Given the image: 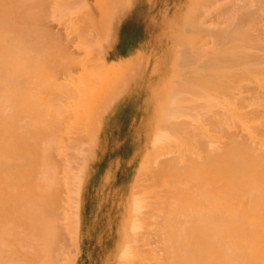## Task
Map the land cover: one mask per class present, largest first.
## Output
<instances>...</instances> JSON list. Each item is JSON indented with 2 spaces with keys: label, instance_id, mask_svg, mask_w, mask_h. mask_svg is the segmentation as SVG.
<instances>
[{
  "label": "bare ground",
  "instance_id": "obj_1",
  "mask_svg": "<svg viewBox=\"0 0 264 264\" xmlns=\"http://www.w3.org/2000/svg\"><path fill=\"white\" fill-rule=\"evenodd\" d=\"M21 1V0H19ZM18 0H13L14 4L19 2ZM36 2L39 1V0H35ZM34 0L32 2V4H30V2H27L28 5H31L30 7L28 6L27 7V3L24 2L26 5H25V8L23 7L24 4H22L21 6L25 9L24 13H22L21 11H17L18 13H20V17L25 14L23 18V21H20V17L19 18H16L18 19L20 22H22V24H24L23 26L25 27L23 28V32H26L24 30H27L28 26L30 25H33L32 27H29V28H34V25L37 26V23L38 21H40L42 18L43 15L46 16V14L43 12L45 11L47 8L50 9L49 5H45L47 6L45 8L44 5H42L41 3L44 4L47 3L45 0H42L37 2V5L36 2ZM49 1V0H48ZM62 1V0H61ZM68 2V0H66ZM72 1V0H71ZM70 1V3H71ZM75 1V0H74ZM73 1V2H74ZM80 1V0H79ZM192 1V0H191ZM204 0H202L203 2ZM210 1V0H209ZM212 1V0H211ZM216 1H220V0H216ZM222 1V0H221ZM230 1V0H229ZM235 1V0H233ZM252 1V0H250ZM10 2L11 0H5V2L3 0H0V3H3L1 4V7L5 9V6L7 7L10 6ZM23 3V1H21ZM20 2V3H21ZM41 2V3H40ZM50 2V1H49ZM54 2H56L54 0ZM54 2L51 1V4H53ZM58 2V1H57ZM76 2H78L76 0ZM200 2V1H199ZM202 2L198 3L199 4H202ZM206 2V0H205ZM213 2V1H212ZM224 2V1H223ZM240 2V1H239ZM245 2V0H244ZM256 2V0H255ZM259 2V1H257ZM257 2H256V6H257ZM12 3V2H11ZM40 3V4H39ZM61 6H62V3L64 5V2H60ZM174 5L175 6V10L171 7L170 8V0H154L153 4L148 7L145 11H144V14L141 15L140 17H144L145 19L148 20V18H150L153 23L155 24V26L158 28H165V27H169L170 30H173L175 31L177 28L180 27V25L183 23V21H178L177 23H174V21L176 20H171V18H176V17H182L181 13H182V10H181V6H182V0H174ZM204 3V2H203ZM208 3V4H207ZM207 5L210 6V2L207 1ZM218 3V2H216ZM221 2H219L220 4ZM237 3V2H236ZM264 3V2H262ZM261 3V4H262ZM13 4V3H12ZM13 4V5H14ZM34 4V5H33ZM50 4V3H48ZM57 3H54L53 5H55ZM68 4V3H67ZM78 4V3H77ZM76 4V5H77ZM192 4V3H191ZM204 4V7L205 5ZM213 4V3H212ZM249 4V3H248ZM248 4L246 7H248ZM16 5V4H15ZM36 5V6H35ZM58 5V4H57ZM56 5V7H58ZM71 5L74 7L73 3H71ZM75 5V6H76ZM196 8L198 7H202L203 5H199ZM222 5V4H221ZM227 5V9L230 8L228 7V4ZM234 5V4H232ZM246 5V4H245ZM244 5V6H245ZM20 4L17 3V7L19 8ZM33 6H34V9H36L35 7H41V9L37 8V12L40 10L42 13L40 14V11L39 13H34L38 15L39 19L37 18V16L33 15V13H31L33 11ZM44 9H43V7ZM60 6V7H61ZM84 6V5H83ZM92 6V5H91ZM214 6V5H213ZM236 6V4L234 5V7ZM243 6V5H242ZM251 6V5H250ZM253 6V5H252ZM264 5H261L260 9L263 7ZM71 7V6H70ZM72 7V8H73ZM80 7V6H79ZM2 8V9H3ZM13 8V7H12ZM15 8V6H14ZM28 8H30L28 10ZM85 8V6H84ZM203 8V7H202ZM226 8V7H225ZM225 8H222L223 11H225L224 9ZM233 8V7H232ZM238 8V6H237ZM254 8V7H253ZM264 8V7H263ZM263 8H262V12H263ZM3 9V12L6 13V11ZM8 10L11 9V8H7ZM6 9V10H7ZM43 9V11H42ZM47 9L45 12L47 13V11L49 10ZM61 9V8H60ZM94 9V8H93ZM92 9V10H93ZM173 9V10H171ZM194 9V8H193ZM200 9V8H198ZM204 9V10H207V12H212V9ZM235 9V8H234ZM233 9V10H234ZM241 9H243V7H241ZM252 9V8H251ZM249 8V10H251ZM20 10V9H19ZM31 10V11H30ZM53 10V9H52ZM62 10H65V9H62ZM60 10V12L63 13V11ZM67 10V9H66ZM65 10V11H66ZM87 10V9H86ZM187 10V9H186ZM189 10V8H188ZM203 10V9H202ZM222 10H219V12L217 13V15L219 16L220 13H222L221 11ZM231 10V8H230ZM239 11V8L237 9ZM243 10H246V9H243ZM255 10V9H254ZM258 10V12H259ZM14 11L16 12V8L14 9ZM26 11H29L26 13ZM35 11V10H34ZM79 11V10H77ZM97 11L100 12V9H97ZM196 13H198L199 11L196 9ZM235 11V10H234ZM233 11V12H234ZM248 11V9L246 10V12ZM12 15H16L18 14L17 12ZM94 13H96V10H93ZM181 12V13H180ZM186 12V11H185ZM232 12V10H231ZM246 12H242L241 14L245 13ZM249 12V11H248ZM258 12L256 14H258ZM261 12V11H260ZM259 12V13H260ZM10 13V12H8ZM30 13V15H29ZM49 13H51V10L49 11ZM69 12H67L68 14ZM89 14L91 12H88ZM143 13V12H142ZM201 12H199L198 14L200 15ZM206 13V12H205ZM1 14V13H0ZM43 14V15H42ZM55 14V13H53ZM52 14V15H53ZM64 14V13H63ZM66 14V13H65ZM66 14V15H67ZM139 14V13H138ZM191 14V13H190ZM207 14V13H206ZM205 14V15H206ZM211 14V13H209ZM215 12L213 13V15L215 16ZM229 16L231 17L232 14L234 15L235 13H232L230 14V11H229ZM227 14V15H228ZM240 14V15H241ZM255 14V16H257ZM264 14V13H263ZM3 15V14H2ZM2 15H0V18L2 17ZM48 15V13H47ZM50 16H52L51 14H49ZM59 16H61L60 14H57ZM57 15H53L52 17H55V18H60V17H56ZM75 15V14H74ZM133 15V14H132ZM204 15V14H203ZM203 16V17H206V16ZM216 15V16H217ZM221 15V14H220ZM224 15V14H223ZM236 15V14H235ZM234 15V16H235ZM8 16V15H7ZM19 16V15H18ZM31 18H29V17ZM63 16V15H62ZM65 16V15H64ZM71 16V14L69 15ZM90 16L92 17L93 14H90ZM120 16V15H119ZM226 18L229 17V16H226L224 15ZM11 14H10V18H11ZM15 16H13L14 18ZM17 17V15H16ZM28 17V18H27ZM76 17V16H75ZM82 17V16H80ZM80 17H77V18H80ZM84 17V16H83ZM94 17V16H93ZM192 17V16H191ZM240 17V16H239ZM239 17H236V21L238 20ZM3 18V17H2ZM1 18V19H2ZM26 18V19H25ZM32 18H35V20H33ZM36 18L38 20H36ZM44 18V16H43ZM48 17H46L45 19H47ZM64 18V17H63ZM66 18V17H65ZM64 18V19H65ZM72 18V17H71ZM88 18V17H87ZM131 19H136L135 16H130ZM200 18H201V15H200ZM209 18H212V17H209ZM208 19L204 18L205 19V22H207ZM221 18V17H220ZM225 18V19H226ZM242 18V17H241ZM264 18V17H263ZM15 19V20H16ZM26 21H30V22H27L25 24V20ZM28 19V20H27ZM74 19V17H73ZM73 19H70V20H73ZM93 19V18H91ZM95 19V18H94ZM183 19V18H182ZM203 19V18H202ZM201 19V20H202ZM203 19V20H204ZM213 19V18H212ZM211 19V20H212ZM216 19V18H215ZM230 19V18H229ZM232 19V18H231ZM230 19V20H231ZM10 20V19H9ZM14 20V21H15ZM36 21V22H33V21ZM48 20H50L48 18ZM69 20L68 18L65 19V21ZM79 20V19H78ZM80 20L83 22L86 20V19H81ZM129 20V18H128ZM138 20V19H137ZM141 20V19H140ZM150 20V21H151ZM207 20V21H206ZM228 20V19H226ZM247 20V19H245ZM2 21H4V19H2ZM13 21V19L11 20ZM43 22V25L42 24H39L41 25L40 27L43 28L45 27L46 24H48L49 21H44V19L42 20ZM74 21V20H73ZM91 21V20H89ZM89 21H86V24L87 22ZM95 20H92L91 22L94 23ZM127 21V20H126ZM168 22L169 26H166V22ZM196 23L197 21L195 20V18L193 17V20L191 23ZM217 21V19H216ZM220 21V20H219ZM234 21V19L232 20ZM235 21V22H236ZM263 21V20H262ZM19 22V23H20ZM46 22V23H45ZM71 22V21H70ZM70 22L68 21V23L70 24ZM119 22V20H118ZM125 22V21H124ZM131 22V21H130ZM136 22V21H135ZM185 22V21H184ZM201 22V21H200ZM209 22V21H208ZM223 23V19H221V21L219 23ZM234 22V25H236ZM256 22H257V18H256ZM261 22V21H260ZM259 22V24H260ZM10 23V22H9ZM14 23H17V26H19V28L16 26V28L20 31L22 30V28L20 27L21 25H18V21L17 22H14ZM29 23V24H28ZM32 23V24H30ZM34 23H37V24H34ZM66 23V22H65ZM75 23H77V21H75ZM74 23V25H75ZM137 23V22H136ZM220 24L223 25V24ZM237 23V22H236ZM249 23V22H248ZM246 24V25H249V24ZM250 23H255L254 21H250ZM13 24V23H12ZM21 24V23H20ZM45 24V25H44ZM59 24V23H58ZM63 24V23H62ZM79 24V23H78ZM84 24V23H83ZM91 24V23H90ZM227 24V22H226ZM231 26H232V22L230 23ZM0 25H3L2 23ZM14 25V24H13ZM71 25V24H70ZM92 25V24H91ZM94 25H96V23H94ZM93 25V26H94ZM118 25V24H117ZM195 25V24H194ZM198 25V24H197ZM203 25V24H202ZM202 25H199V26H202ZM5 26V25H4ZM15 26V25H14ZM13 26V27H14ZM22 26V27H23ZM43 26V27H42ZM48 26V25H47ZM46 26V27H47ZM88 26V24H87ZM86 26V29L89 27ZM91 26V27H93ZM165 26V27H164ZM204 26V25H203ZM227 26V25H226ZM225 26V27H226ZM230 25H228L227 27H229ZM254 25L252 24V26L250 28H252ZM261 26V28H260ZM258 26V29H262V25ZM7 27V26H6ZM5 27V28H6ZM11 27V26H10ZM11 27L12 29H8V31H12V33H14L15 35V32H14V29L16 30V28L14 27ZM39 27V28H40ZM51 27V25H50ZM56 27V25H55ZM73 27V26H72ZM72 27L71 28V34H72ZM80 27L82 28L83 26L80 25ZM79 27V28H80ZM119 27V26H118ZM189 27V26H188ZM194 27V26H193ZM197 27V26H196ZM224 27V25H223ZM224 27V29H225ZM233 27V26H232ZM243 27V26H242ZM3 28V27H2ZM28 28V29H29ZM40 28V29H41ZM69 28V26H68ZM85 28V26H84ZM96 28V27H95ZM122 28V27H121ZM124 28V26H123ZM172 28V29H171ZM207 28V27H206ZM209 28V27H208ZM230 28V27H229ZM246 26H245V30H246ZM257 27H255L254 29H256ZM1 29V28H0ZM38 28L34 29L36 31H34V33L37 35V32L38 33H42V29L41 30H37ZM46 29V28H44ZM43 29V30H44ZM83 29V28H82ZM85 29V30H86ZM90 29V28H89ZM94 29V28H92ZM128 29V28H127ZM166 29V28H165ZM168 29V31H169ZM211 29V27H210ZM214 27L211 29L213 30ZM221 29V28H220ZM224 29H221L222 32ZM3 31L6 32L5 29H2ZM32 29H30L31 31ZM81 30V29H80ZM80 30L77 31V34L78 32L79 33H83L84 35H81L82 37L84 36L85 38V34L87 35V33L89 32H83L84 30H82V32H80ZM88 30V29H87ZM96 30V29H95ZM167 30V29H166ZM188 30H191V28H189ZM194 30V29H192ZM203 31H205L204 29H202ZM210 30V31H211ZM215 30V29H214ZM213 30V31H214ZM219 30V31H221ZM227 30H230L227 28ZM233 30V29H232ZM264 30V28H263ZM1 31V30H0ZM33 31V30H32ZM40 31V32H39ZM52 31V30H51ZM94 31V30H93ZM158 31V30H157ZM199 31V30H198ZM201 31V30H200ZM206 31H209V29H206ZM231 31V30H230ZM230 31L226 34V36H228V34H230ZM246 31H249L246 30ZM258 31V30H257ZM261 32H263L262 30H260ZM22 32V31H20ZM19 32V33H20ZM22 32V33H23ZM27 32H29V30H27ZM48 32V29L47 31H43V33H47ZM50 32V30H49ZM91 32V31H90ZM139 32V31H138ZM171 32V31H170ZM178 32V31H177ZM236 32V31H235ZM241 32V31H239ZM243 32V31H242ZM252 32H255L252 31ZM260 32V34H261ZM4 33V32H3ZM11 33V32H10ZM7 35V37L4 35V37L1 35L2 33L0 32V41L1 39H3L0 43V49L5 46L3 45V42L4 43H7L9 42L10 38H13L11 35ZM55 33V32H54ZM57 33V32H56ZM140 33V32H139ZM138 33V34H139ZM168 33V32H167ZM204 33V32H203ZM202 33V34H203ZM209 33V32H208ZM211 33V32H210ZM214 33V32H213ZM212 34H209V37L211 36L212 38L214 37V35ZM238 33V31H237ZM246 33H249V32H246ZM245 33V34H246ZM251 33V32H250ZM256 33V32H255ZM264 33V32H263ZM7 34V33H6ZM21 34V33H20ZM19 34V35H20ZM25 34V33H23ZM48 38H51L53 34H49L47 33ZM58 34V33H57ZM75 34H76V31H75ZM170 34V33H169ZM179 34V33H178ZM178 34L176 35L178 37ZM196 34V33H195ZM199 34V33H198ZM201 34V35H202ZM240 34V33H239ZM242 34V33H241ZM244 34V33H243ZM242 34V35H243ZM259 34V33H258ZM62 35V34H60ZM59 35V37H60ZM66 35V34H65ZM70 35V34H69ZM73 35V34H72ZM147 35H148V32H147ZM167 35V34H166ZM180 35V34H179ZM190 36V32L188 34ZM197 35V34H196ZM200 35V34H199ZM205 35H206V32H205ZM213 35V36H212ZM221 35V32L220 34ZM218 35V36H219ZM237 35V34H236ZM247 35V34H246ZM253 35L255 34H250V37L249 39L243 41V37L240 38L242 39V43L244 45H242L243 47L245 46L246 43H248L247 41H250L251 40L253 41V39L256 40V38L258 37H252ZM257 35V34H256ZM10 36V38H9ZM16 36L18 35H15L13 39H15V41H19V44L18 45H21L22 50L25 51L26 48H29L28 45H26L25 41L27 39L28 41V37H26L24 39V42H22L21 38H23L24 35H20L21 38L19 37V39L21 40V44H20V40L18 39V37L16 38ZM35 36V35H34ZM40 36H43L40 35ZM40 36H36L38 38H40ZM45 36V35H44ZM50 36V37H49ZM55 36V35H54ZM71 36V35H70ZM69 36V40H71ZM170 36V35H169ZM208 36V34H207ZM217 36V37H218ZM235 36V35H234ZM259 36V35H258ZM264 36V34L262 35V37ZM33 37V36H32ZM31 37V38H32ZM74 37V36H72ZM80 37V36H79ZM137 37V36H136ZM148 37V36H147ZM192 37V35H191ZM194 37V36H193ZM192 37V42L194 38H196V36L193 38ZM199 37V36H198ZM202 37V36H201ZM225 37V36H224ZM240 37V35H239ZM238 37V38H239ZM261 36H259L260 38ZM6 38V39H5ZM9 38V39H8ZM45 38V37H43ZM41 38V39H43ZM47 38V39H48ZM62 36L60 37V41L61 40ZM88 38V37H87ZM114 38V37H113ZM116 38V37H115ZM164 38V37H163ZM206 38V36H205ZM212 38H210V40L212 41ZM215 38V37H214ZM213 38V39H214ZM219 38V37H218ZM221 38V37H220ZM234 38V37H233ZM7 40V42L5 40ZM17 39V40H16ZM35 38H32V40H34ZM52 39V38H51ZM83 39V38H82ZM145 39V38H144ZM143 39V40H144ZM169 39V38H168ZM198 41H199V38H197ZM203 39V38H202ZM208 39V38H207ZM238 39V40H240ZM30 40V39H29ZM50 40V39H48ZM47 40V41H48ZM57 40V39H56ZM56 40L54 39L53 41H55V44L58 42H56ZM64 40V39H63ZM81 40V39H80ZM93 40V39H92ZM147 40V39H146ZM190 40V39H189ZM196 40V39H195ZM217 41V38L215 39ZM213 40V45L212 44H208L212 50V46L214 47L215 43ZM236 40V38H235ZM254 40V41H255ZM262 40V39H261ZM14 41V40H13ZM17 41V42H18ZM26 41V42H27ZM45 40H43V43H44ZM51 41V40H50ZM87 41V40H86ZM140 42L142 40H139ZM161 41V40H160ZM258 41V39H257ZM263 41V40H262ZM262 41H260L261 43H263ZM29 42V41H28ZM27 42V43H28ZM32 43L34 41H31ZM37 42H40V40L38 39ZM49 42V41H48ZM204 42L205 39H204ZM218 42V41H217ZM231 42V41H230ZM234 42V41H232ZM246 42V43H245ZM249 42V43H250ZM10 43V42H9ZM8 43V44H9ZM11 43H12V40H11ZM25 43V44H23ZM36 45L37 43L34 42ZM33 43V44H34ZM60 43H63L60 42ZM69 43V42H68ZM68 43H65L64 42V47H65V44H68ZM89 43V42H88ZM149 43V41H148ZM199 43V42H198ZM208 43V42H207ZM219 43V42H218ZM217 43V45H218ZM239 43V42H238ZM237 41L235 44H238ZM253 44H248L247 46L249 45H253V46H256L255 43H257L256 41L255 42H252ZM259 43V42H258ZM258 43H257V47L261 46L262 48H264L262 46V44L258 46ZM14 44V42H13ZM11 44V45H13ZM32 44V45H33ZM47 44V42H46ZM58 44V43H57ZM71 44V43H70ZM69 44V45H70ZM95 44V43H94ZM136 44V43H135ZM151 44V43H150ZM201 44V43H200ZM232 43H228V47H231V48H236V47H240L241 45L238 44V46H229L231 45ZM17 46V43L14 44ZM25 47L23 49V46ZM26 45V46H25ZM31 45V47H32ZM40 45V43H39ZM44 45V44H43ZM73 45V44H72ZM70 45V47L72 46ZM96 46L97 43L95 44ZM162 44H160L161 46ZM164 45V44H163ZM193 45V44H192ZM205 45V43H204ZM227 45V44H226ZM15 46V47H16ZM34 46V45H33ZM46 45H44L43 47H45ZM50 46V45H49ZM48 46V47H49ZM52 46V45H51ZM147 46V45H146ZM166 46V45H164ZM201 46V45H200ZM253 46H249V47H253ZM40 47V46H39ZM42 47V46H41ZM42 47V51H43V48ZM47 47V48H48ZM56 47V46H55ZM55 47L53 48L54 49V53L56 54V52L58 50H55ZM63 47V46H62ZM63 47V48H64ZM73 47V46H72ZM71 47V48H72ZM131 47V46H130ZM134 47V46H133ZM132 47V48H133ZM191 47V46H190ZM207 47V46H206ZM217 47V46H216ZM221 47V46H220ZM225 46L224 50H228L230 48H228ZM6 48V49H5ZM9 48H13L12 46L9 47ZM37 48V47H35ZM45 48V49H47ZM50 48V47H49ZM57 48V47H56ZM63 51H61L63 53V55H65L67 53V51L65 52L64 50L67 48L65 47V49H63ZM85 48V46H84ZM196 49H198V47H195ZM203 50H201V49ZM199 49L202 51H200L202 54L205 52L207 53L208 50L207 49H204L203 48V44L202 46L200 47ZM1 49V50H2ZM34 49V47H33ZM51 49V53L52 50ZM60 49V48H59ZM68 49V48H67ZM96 50L98 48H95ZM140 49V47H139ZM142 49V48H141ZM194 49V50H196ZM214 49V48H213ZM219 49V48H218ZM245 49V48H244ZM6 50V51H5ZM13 50V49H12ZM31 50V53L33 51L34 52H38V51H41L40 49H37L36 50H32V48L30 49ZM70 50V49H68ZM72 50V49H71ZM70 50V55L73 51ZM83 50V49H82ZM151 50V49H150ZM163 50V49H162ZM169 50H170V55L168 56H165L168 59V64H172L170 63V60L172 58V45L171 43H169ZM192 50V49H191ZM190 50V51H191ZM193 50V51H194ZM207 50V51H206ZM211 50H209V53H211ZM223 48L220 50L222 51ZM223 50V51H224ZM246 50H249V49H246ZM256 50V49H255ZM262 50V49H260ZM4 51V53L2 54L3 56H1V53H0V56L1 57H6L4 56L5 55V52L7 53V55H10V53L12 54L11 51L7 50V47H4V49L2 50ZM0 51V52H2ZM15 51V50H14ZM13 51V53H14ZM27 51V50H26ZM41 51V52H42ZM56 51V52H55ZM99 51V50H98ZM140 51V50H139ZM149 51V50H148ZM168 51V50H167ZM214 51V50H213ZM218 51V50H217ZM241 51H244V50H241ZM250 51V50H249ZM17 51H15L16 53ZM28 52V51H27ZM41 52H38V53H41ZM69 52V51H68ZM96 51H94L95 53ZM137 52V51H136ZM227 52V51H226ZM239 52V50L236 52H234L235 54H237ZM246 52V51H244ZM21 53H23L21 51ZM33 53L31 54V59L35 58L36 56V59L39 60V62H41L40 58H48V54L50 53H43V55H47V57L43 56L42 53L41 54H34V56L32 57ZM50 53V55H51ZM53 53V54H54ZM58 53L57 52V59H62L61 55L59 54L58 56ZM65 53V54H64ZM100 53V52H99ZM151 53V52H150ZM165 53V52H164ZM168 53V52H167ZM186 53V52H185ZM188 53V52H187ZM233 53V54H234ZM243 53V52H242ZM242 53H239L242 54ZM248 53V52H247ZM251 53V51L249 52ZM255 53V52H254ZM260 53V52H259ZM26 54V53H25ZM52 54V55H53ZM73 54H75L73 52ZM196 54V53H195ZM198 54H199V51H198ZM234 54V56H236ZM245 54V53H244ZM256 54V53H255ZM254 54V56H255ZM262 54V53H261ZM260 54V55H261ZM263 54H264V51H263ZM13 55V54H12ZM28 54L25 55V57L27 56ZM40 55L38 58L37 56ZM77 55V54H76ZM127 54H125L126 56ZM186 55V54H185ZM197 55V54H196ZM207 55V54H205ZM220 55V54H219ZM23 56V55H22ZM30 56V55H29ZM43 56V57H42ZM67 55H65L64 57H66ZM72 56V55H71ZM75 56V55H74ZM98 56V54H97ZM150 56V55H149ZM195 55H193L192 58H194ZM198 56V55H197ZM231 56H233L231 54ZM238 56V55H237ZM236 56V57H237ZM241 56V55H240ZM243 56V54H242ZM252 56V55H251ZM250 56V57H251ZM258 56V55H257ZM257 56L256 58H253L254 59H257ZM264 56V55H263ZM262 56V57H263ZM11 57V56H10ZM9 56L6 57V59H4L3 61H5V63L8 61L10 62V60L8 59H11ZM63 57V58H64ZM73 57V56H72ZM71 57V58H72ZM85 57V56H84ZM117 57V56H116ZM190 57V56H189ZM196 57V56H195ZM204 57V56H202ZM227 57V56H226ZM229 57V56H228ZM227 57V58H228ZM236 57H232L234 60L236 59ZM245 57V56H244ZM20 58V56H19ZM18 58V59H19ZM69 58L68 56V61L71 59ZM77 57H75L76 59ZM80 57H78L77 59H79ZM98 58V57H97ZM103 58V57H102ZM187 58V57H186ZM191 58V59H192ZM198 58V57H197ZM200 58V56H199ZM198 58V59H199ZM223 56L221 57V55L218 57L217 56V59H215V62L214 61L212 62V64H210V68L211 66H213V69H214V65H217L215 68L217 69V67H222V66H218V63L220 65V62H222V59ZM226 58V59H227ZM238 58V57H237ZM243 59V57H241ZM247 58V57H246ZM245 58V59H246ZM252 58V57H251ZM259 58V57H258ZM261 58V57H260ZM24 59V58H22ZM32 59V60H33ZM48 59H44L45 61L44 64L47 65L46 62H49L50 64L49 65H53V67L56 69L57 68V71H61V73H64V71L68 70L66 68H69L68 71H70V67H65V61H64V71L62 72V70L58 69V68H63L62 67V63H63V59L60 60V61H56L51 59L53 61L54 64H52V62L48 61ZM64 58V60H66ZM76 59V60H77ZM85 59V58H83ZM83 59H80V61H84ZM109 59V58H108ZM117 59V58H116ZM139 59V58H138ZM163 59V58H162ZM180 59V58H179ZM185 59V58H184ZM220 62H219V60ZM229 60L231 58H228ZM240 59V57H239ZM248 59V58H247ZM264 59V57L262 58ZM262 59H258V60H262ZM14 60V55L12 56V61ZM21 60V59H20ZM28 60H30L28 58ZM28 60L25 62L26 64H28ZM31 60V61H32ZM38 60H35L37 62H31L29 61V63H31L33 66L32 68V65L31 66H28V65H25V63L22 65V64H19L22 66H26L27 68L28 67H31L29 70H31L32 72L35 71L37 65L38 64ZM66 60V61H67ZM87 60V59H86ZM97 59L92 60L94 61L93 64H91V62L88 60L87 62H90L89 64H91L92 66L93 65H97ZM125 60V59H124ZM160 60V59H159ZM189 60V59H187ZM202 60V59H200ZM204 60V59H203ZM217 60V61H216ZM224 60V58H223ZM252 60V59H251ZM22 61V60H21ZM20 61V63H21ZM73 62V60H71ZM78 63H75L74 65L72 64H69V65H73L72 67H74L75 65L77 66H83V63L84 62H80ZM100 61V60H99ZM108 61V60H107ZM114 61V60H113ZM139 61V60H138ZM197 61V60H196ZM195 61V62H196ZM233 61V60H231ZM230 61V62H231ZM250 61V60H249ZM257 61V60H256ZM260 61H259V64L260 65ZM264 61V60H263ZM2 62V61H0ZM61 62V64H59ZM70 62V61H69ZM86 62V61H85ZM101 62V61H100ZM115 62V61H114ZM132 62V61H131ZM163 62V61H162ZM161 62V63H162ZM176 62V61H175ZM195 62H192V63H195ZM199 62V61H198ZM218 62V63H217ZM224 62V61H223ZM227 62V60H226ZM236 62V61H235ZM234 62V64H235ZM240 62V61H239ZM246 62V61H245ZM253 62V61H252ZM4 63V65H5ZM57 63V66L58 64L60 65L59 67H56V64ZM81 63V64H80ZM104 63V62H102ZM101 63V64H102ZM142 63V62H141ZM164 63V62H163ZM166 63V61H165ZM164 63V64H165ZM177 63V62H176ZM182 63V62H181ZM191 63V64H192ZM203 63V62H202ZM214 63V65H213ZM242 63V62H241ZM249 64H251V62H247ZM255 63H258V62H255ZM8 64V63H6ZM11 64V63H9ZM17 64V63H16ZM43 63H41L42 65ZM43 64V66H45ZM100 64V63H99ZM98 64V65H99ZM108 64V76H113L114 74H116L117 72H119V69H121V65L120 63H107ZM190 64V63H189ZM197 64H200V63H197ZM207 64V65H209ZM246 64V63H245ZM40 65V66H41ZM47 65V66H49ZM68 65V63L66 64ZM85 65V64H84ZM98 65L96 66L98 69H100L98 67ZM106 65V63L104 64ZM157 65V63H156ZM180 65V63H179ZM183 65V63H182ZM184 65L185 62H184ZM183 65V67H185ZM232 65V64H231ZM242 65V64H240ZM253 65V64H252ZM257 64H254V66L256 67ZM262 65V63H261ZM260 65V66H261ZM7 66H5V68L3 69V71L6 69L7 70ZM39 66V65H38ZM95 66L93 68H95ZM102 66V65H101ZM202 66V65H201ZM225 66V65H224ZM223 66V67H224ZM226 66H227V63H226ZM226 66L223 68L225 69ZM235 66V65H234ZM11 67V66H10ZM10 67L8 66V68L10 69ZM17 67L20 68V66L17 65ZM50 67V66H49ZM52 67V66H51ZM52 67V68H53ZM71 67V68H72ZM104 67V66H103ZM171 67V66H170ZM174 67L175 64H174ZM198 67V65H197ZM204 67H206V65H204L202 68L204 69ZM228 67L227 66V70H228ZM232 67V66H230ZM263 66L259 67V69H261ZM25 68V67H24ZM46 68V67H45ZM49 69L50 71L52 70ZM53 68V70L51 71V75L53 77L54 73L55 75H58L57 71ZM96 68V70H97ZM160 68H163L160 66ZM173 67H171L172 69ZM201 68V67H199ZM206 68H209V67H206ZM242 68V67H241ZM244 68H248L247 66H244ZM250 68V67H249ZM248 68V70H249ZM253 68V67H251ZM250 68V70H251ZM17 69V68H16ZM15 69V70H16ZM23 69V68H22ZM43 69V67H42ZM159 69V68H158ZM157 69V71H158ZM176 69V68H175ZM198 69V68H197ZM203 69H199V70H203ZM246 69L244 70H239V73L242 72L244 73L246 71ZM38 70V69H37ZM84 70V69H83ZM95 70V69H94ZM164 70V69H163ZM170 70V69H169ZM174 70V68H173ZM196 70V69H195ZM220 70V69H219ZM230 70V69H229ZM228 70V72H229ZM238 70V69H237ZM249 70V71H250ZM254 70V71H253ZM264 71V67L261 69V70H257V69H252L250 72L252 73H259V72H263ZM2 72V69L0 70ZM8 71V70H7ZM7 71H4V73L7 74ZM13 71V70H11ZM19 70H17L18 72ZM24 71V70H22ZM27 70L24 71L26 74L27 73H30V75L28 76H31V72H28ZM42 71V70H41ZM55 71V72H54ZM68 71L66 73H68ZM172 71V70H171ZM188 71V70H187ZM185 71V72H187ZM190 71V70H189ZM211 71V70H210ZM210 71H207L204 72L203 71V74L200 75V73H196L198 74L197 77H195V81H197V84H196V90L194 89L195 87H192L191 91H186L187 93H190L192 94L193 96H196V98H194L195 100H193L192 102L194 103H197L194 105V103L192 104H189L190 106H194L195 109H197V111L199 112V117L197 116L198 112H190L192 113L190 117V120L192 118V116H196L195 118L196 119H193V121H199V119L201 118V122L202 125H201V128H200V125L197 124V130L198 132H196V128L192 129V127L190 128V125L188 124H193L192 123L193 121L187 119L190 121V123H187L186 122V119H185V122H183L184 118L186 117H182V113L179 114L178 112H183L181 111L182 109H180V107L182 106H179L177 104H175L177 106H179V111H178V108H174L172 107L173 111H168L166 115L170 114V113H173V115H171V117L174 119V116H176L175 118L179 117L182 118L181 122H180V119L179 120H176L174 123V125H176V127L172 128L170 127L168 124L171 123V121H173L172 119L171 121L168 118V115L167 116V120L168 123V127H165L163 128V123H162V128L160 129L159 126H157L154 131H151L150 133L147 134V136L145 138H141L139 139V145H137V148L136 149H131V150H126V148H124L127 144V138H129V133H127L123 128L121 127H118L120 123L117 122V119H115V117H113L114 119H112V122L110 123V126L108 128V132L107 134L103 137H101L100 141H99V144L97 145L98 148H97V152L95 154L94 157H92V161H90L89 157L83 158V156H77V157H81V160L79 162L78 159L76 157L77 160H74V152L73 151H76L77 152V149L76 147H72L73 145L75 146L78 141V145L79 146V143L80 141L84 140L82 136H80V141H79V138L78 135L76 137V139L74 140V138L71 137V135L74 137V133L70 135V132H72V128L70 129V131L68 132V137L64 138V140L61 141V143L59 144L58 141H55L56 138L60 137L59 135H63V134H59L58 133L61 131L60 127L58 129V122H60V124L65 121V118L67 119L65 122H69L71 119L70 117H72V115L70 114L71 110H69V114L67 113V115H69L68 117H66V113L64 115L61 116H56V115H52L54 113L53 110H57L56 109V106H59V105H55L58 101V94L60 95L59 92H55V91H50V92H46V91H43V90H47V88L49 87V85H47L48 87L46 88L45 84H43L45 81L43 82H40L42 80L39 81V84H42V87L43 89L40 90L38 89L37 87L35 89L38 90V94H40L39 91H41V94H45L47 93L45 98L48 97V94L52 95L54 94L53 96L55 98L52 97H49L51 98L50 100L52 101H48V102H52L54 107L53 109L51 110V104L49 106H51L48 111H44L45 107L48 108V106H43V109H39L38 107H34L35 109L30 110V108L32 107L33 108V104H37L35 99H38L37 97H40L41 94L39 96H37L38 94L37 93V90H35L34 92L35 95L37 97H35L34 93L31 92L30 89L27 88V86L29 87V84L26 85V82L25 83V86H23L24 88L20 91V94L21 97L18 98V96L15 95V92L12 93V98H15L14 100L13 99H8L5 97V96H1L3 95V91L5 89H7L10 85H7V83L9 82V76H7L6 78V74H5V77L3 76L2 77V73H0V91L2 92V94L0 95V264H59V261L61 259V257L63 256L64 252L63 250L64 249H67V246L64 245V242L70 240V238H67L66 241L65 240V236H68L69 234H72L74 235V241L77 243V250L79 249H82L84 252H88L86 259H85V262L88 261V264L91 263V258H95L96 256H103L107 250H109V248L112 246V245H116V249L114 250L116 253L120 254L121 256H127L129 253L132 252V244L136 243L137 244L139 243L137 240L140 238L141 235H138V237L132 235L131 231H136L137 229H140V225L142 226H145L143 228H146V225H143L141 224V220L139 218L136 217V215H134L135 218L132 219V217L130 216L129 217V220H122L120 221V224L122 225L121 229H119L120 231L117 233V232H114L113 231V223L110 218H109V215L113 212L114 208L112 207V205H110L107 200L108 197H110V194L107 195V190H108V184H111V188H113L114 186H118L120 187L121 191H123L124 193H126L127 191L129 192V197L130 198V202L132 201V198H134L133 200V207H134V211L139 213V217L141 218L142 215L140 216V214H143L144 213V219L147 218L149 215H145V212L146 210H143L144 208L142 207V198L144 199V196L146 195H141L143 193L141 192H146V191H149V189H146V191H141L142 189H145L144 187L146 186V180H150L148 177H151L152 176L154 177V180L153 181H159V176H160V183L159 182H155V183H158V185H161V182L163 180V178L161 177V175L165 178L166 177H170V189H168V191H166V187H162L163 190H165L164 192L161 190V193L163 192L164 195H165V192H167L166 194H168L169 198L168 204L166 207L169 209V214L165 211V215L166 217L163 215L162 212L158 213V211L156 210H152L154 211L155 216L158 215H163V218L164 220H156L155 216H154V219L158 222V221H161L164 225L163 228H164V243H166V245H164V247H166V250H165V253L166 255H164L165 258H163L165 260V262H167V264H264V130L262 131L261 130V124L262 122L264 121V73L263 74V77L261 73V76L259 77V81L262 82L259 84L258 83H253L254 85L255 84H258V85H255V86H258L257 89H254V87H248L247 85L245 86V84H249L251 83V75H254V74H247L248 71H246V75L245 73L242 74L244 75L243 77H240L242 75H238L239 78H243L242 81L241 79H239L236 74L238 72H235V74H233L234 72H230L229 73V76L228 75H225L227 77V80L226 78L222 79L219 77V72L218 75H214L215 71L214 72H210ZM24 72H21L23 76H25L26 74H24ZM86 72V71H85ZM94 72V71H93ZM154 72V71H153ZM161 72V71H160ZM175 72V71H174ZM222 72V71H221ZM224 72H227V71H224ZM223 72V73H224ZM20 73V74H21ZM35 73V72H34ZM42 73V72H41ZM46 73V72H45ZM59 72V74H61ZM165 75H166V72H164ZM195 73V72H194ZM214 73V74H213ZM223 73H220V74H223ZM238 73V74H239ZM256 73V74H257ZM15 74V72H14ZM39 76V71L37 73ZM36 74V75H37ZM48 74V73H47ZM47 74L44 75V72H43V75L45 77V79L47 78ZM84 74V73H83ZM184 74V73H183ZM189 74V73H188ZM228 74V73H227ZM241 74V73H240ZM4 75V74H3ZM9 75V73H8ZM17 75V74H16ZM42 75V74H41ZM64 75V74H63ZM62 75V76H63ZM89 75V74H88ZM102 75V74H101ZM164 75V74H163ZM164 75V76H165ZM28 76L26 79H28ZM59 76V75H58ZM57 76V77H58ZM167 76V75H166ZM169 76V75H168ZM196 76V75H195ZM221 76V75H220ZM246 76L251 78L249 80V82H247L248 80L244 79ZM35 77V76H34ZM33 77V78H34ZM42 77V76H41ZM51 77V76H50ZM98 77V76H97ZM188 77V76H187ZM255 77V75H254ZM254 77L252 80H254ZM258 76H256L255 79H257ZM8 82H5L4 80H6ZM15 78V77H14ZM32 78V77H31ZM43 78V77H42ZM55 78V77H53ZM59 78V77H58ZM72 78V77H71ZM152 78V77H151ZM168 78V77H167ZM194 78V76H193ZM216 80L215 82L217 83V85H215L213 83V80ZM4 79V80H3ZM22 79H25V78H22ZM21 79V80H22ZM41 79V78H39ZM56 79V78H55ZM60 79V78H59ZM95 79V78H94ZM160 79V78H159ZM169 79V78H168ZM180 82H178L179 80H176L177 83H184V82H189V79L186 81V79H180ZM192 79V78H191ZM218 79H222V80H219ZM15 80V79H14ZM18 80V79H17ZM21 80L18 81L21 82L20 84H24ZM29 80V79H28ZM36 80V78H35ZM47 80V79H46ZM51 80V79H50ZM50 80H48V82H50ZM58 80V79H56ZM75 80V78H74ZM81 80V79H80ZM90 80V79H88ZM98 80V79H97ZM150 80V79H148ZM193 80H190V83L191 81ZM226 80V83L224 81ZM13 81V80H12ZM10 81V82H12ZM24 81V80H23ZM27 81V80H26ZM53 82V79L51 80ZM84 81V79H83ZM218 81V82H217ZM246 81V82H245ZM255 81V80H254ZM6 85H5V83ZM14 83H12L13 85L15 84V81H13ZM25 82V81H24ZM30 82V81H29ZM38 82V81H37ZM35 81V83H37ZM54 82H56L54 80ZM86 82H87V79H86ZM174 82V81H173ZM187 82V83H188ZM243 82V83H242ZM245 82V84H244ZM32 83V81H31ZM58 83H59V80H58ZM57 83V85H58ZM68 83V82H67ZM66 82L64 83L67 84ZM80 83V82H78ZM93 83V81H92ZM95 83V82H94ZM168 83V82H166ZM186 83V84H187ZM251 83V84H252ZM9 84V83H8ZM34 85V83H32ZM37 84L39 87H41V85ZM53 84V83H52ZM56 83H54L53 85H50L51 87L54 86ZM60 84V83H59ZM63 84V82L61 83ZM69 84V83H68ZM151 84V83H150ZM164 84V83H163ZM162 84V85H163ZM176 84V83H175ZM174 84V85H175ZM189 84V83H188ZM193 84V83H192ZM251 84H249V86H251ZM252 84V85H253ZM31 85V84H30ZM36 85V86H37ZM46 89H44V86ZM63 87H66L64 86ZM78 85V84H77ZM159 85V84H158ZM165 85V84H164ZM173 85V84H172ZM190 85V84H189ZM195 85V84H194ZM197 85L199 87V89L197 90ZM253 85V86H254ZM70 88H75V87H72V85L70 84L69 85ZM89 86V85H88ZM169 86V85H168ZM183 87L185 85H180V87ZM32 87V86H31ZM41 87V88H42ZM57 87V86H56ZM59 87V86H58ZM62 87V86H61ZM62 87V89H63ZM152 87V86H151ZM162 87V86H161ZM191 87V85H190ZM12 90H13V87H11ZM30 88V87H29ZM69 88V89H70ZM84 88V86H83ZM95 88V87H94ZM93 88V90H94ZM142 88V87H141ZM171 88V87H169ZM179 89V84H178V87ZM176 88V89H177ZM184 88V87H183ZM181 89V90H184V89ZM186 88V86H185ZM25 89V91H24ZM59 89V88H58ZM61 89V90H62ZM78 89V88H77ZM82 88H80L81 90ZM86 89V88H85ZM146 89V88H145ZM145 89L143 88L142 90L145 91ZM148 89V88H147ZM159 89V88H158ZM163 89V88H162ZM175 89L174 91V98L171 99L172 101H170V104H173L175 103V101H177V97L180 96V98L178 97V101L181 98L184 97V94L182 95L181 91L178 90L179 94L177 96V90ZM193 89L197 92L194 93ZM51 90V89H49ZM79 90V89H78ZM79 90V91H80ZM91 90V91H93ZM170 90V89H169ZM242 90H244L243 92H241ZM14 91V90H13ZM24 91V92H23ZM43 91V92H42ZM76 91V90H75ZM83 91V89H82ZM143 91V92H144ZM162 91V90H161ZM164 91V90H163ZM193 91V92H192ZM214 91H218L219 93H221L222 96L218 95L219 93H215ZM19 92V91H18ZM55 92V93H53ZM72 90L69 92L70 95L75 98V101H77L76 99H78L77 97H79L80 99V96L79 94L77 95V97L73 96L74 94H77L75 93L74 91L72 93H74L73 95L71 94ZM81 92V91H80ZM153 92V91H152ZM165 92V91H164ZM163 92V93H164ZM172 92V91H171ZM57 93V94H56ZM63 93V92H61ZM87 93V91H85V94ZM157 94L158 91L156 92ZM161 93V92H160ZM184 93V92H183ZM56 94V95H55ZM84 94V96H85ZM169 94V93H168ZM171 94V93H170ZM183 96H181V95ZM195 94V95H194ZM197 94V95H196ZM66 95V94H65ZM69 95V96H70ZM16 96V97H15ZM57 96V98H56ZM156 96V94H155ZM162 96V95H161ZM160 96V97H161ZM168 96V95H167ZM173 96V95H172ZM187 96V94L185 95V97ZM3 97V98H2ZM68 97V96H67ZM67 97L66 99H64L65 101L67 100ZM189 98V96H187ZM5 98V99H4ZM43 96L41 97V99H45ZM64 98V97H62ZM70 98V97H69ZM89 98V97H88ZM118 98V97H117ZM192 98V97H191ZM208 98H212L211 102L207 104V100L209 101L210 99ZM219 98V99H218ZM222 101H221V99ZM55 99H57L56 101H54ZM82 99V97H81ZM84 99V98H83ZM142 99V98H141ZM152 99H154L155 101H159L156 99V97H152ZM161 99V98H160ZM175 99V100H174ZM187 99V98H186ZM185 99V100H186ZM216 99V100H214ZM13 100L14 102V106L12 105L13 103H11L10 101ZM42 100V101H43ZM47 100V99H46ZM60 100V99H59ZM71 100V99H70ZM89 100V99H87ZM17 101V103H16ZM36 101V102H34ZM45 101V100H44ZM62 101V100H60ZM74 101V103H75ZM177 101V102H178ZM179 101V102H180ZM195 101H198V102H195ZM215 101V102H214ZM217 101V102H216ZM33 103L32 106L30 107V103ZM67 102V101H66ZM65 102V103H66ZM167 102V101H166ZM218 103L216 105H221L220 108H215L213 107L215 110L214 111H211L212 109V105L213 103ZM223 102V103H222ZM59 104H61L60 102H58ZM64 103V102H63ZM149 103L151 104V102L149 101ZM13 107V111H11V105ZM39 104H40V101H39ZM43 104V103H41ZM46 104V103H45ZM44 104V105H45ZM76 104H78L76 102ZM163 104V103H161ZM161 104H159L158 102V105H160V108H161ZM166 103H164L163 105H165ZM173 104L171 106H173ZM185 104V103H184ZM223 104V105H222ZM186 105V104H185ZM187 105V106H184L183 107L187 109V107H189L188 109H191L192 110V107L190 108V106ZM214 105V104H213ZM40 106V105H39ZM150 107V105H148ZM170 106V107H171ZM42 107V106H41ZM78 107V106H76ZM152 107V105H151ZM193 107V108H194ZM58 108V107H57ZM140 108V107H139ZM163 108V107H162ZM169 108V107H168ZM167 108V109H168ZM39 109V110H38ZM59 112L61 111L63 113V108L60 109L58 108ZM65 109V108H64ZM175 109L177 110V114L175 115L174 111ZM29 110V112H28ZM35 110V111H34ZM80 110V109H79ZM109 110V109H108ZM121 110V109H120ZM24 111H27L28 113H32V114H23ZM51 114H50V112ZM53 111V112H52ZM86 111V110H85ZM85 111L83 113H85ZM89 110L86 111V113L88 112ZM117 111V109H116ZM12 112V113H11ZM35 114H34V113ZM59 113V114H62V113ZM73 112H74V109H73ZM118 112V111H117ZM160 112V110H159ZM162 112V110H161ZM160 112V115H162L163 113ZM170 112V113H169ZM214 112V113H213ZM46 113V114H45ZM58 113V112H57ZM72 113V112H71ZM85 113V114H86ZM185 113H189V112H185ZM185 113H183L184 116ZM189 113V114H190ZM19 114H20V117L22 115H25L24 117H28L29 115V118H30V122L32 121V119L35 117L36 120L38 121V124L37 126L34 125L33 123L31 122V126L34 128V126L38 127L36 129H29L28 131H23L22 132H17L19 128H16L15 126L17 125H14V123H20L19 120L20 117H19ZM45 114V115H44ZM73 114V113H72ZM88 114V113H87ZM86 114V115H87ZM194 114V115H193ZM33 118H32V116ZM40 115V116H39ZM52 116L54 117V119H52L51 117L49 116ZM74 115H75V112H74ZM73 115V116H74ZM77 115V113H76ZM85 115V116H86ZM116 115V114H114ZM153 117L157 119V115H156V111L153 112ZM164 115V114H163ZM188 115V114H187ZM65 118H64V117ZM84 116V115H83ZM26 117V118H27ZM44 117V118H43ZM46 117V118H45ZM63 117V118H62ZM82 117V116H81ZM161 117V116H160ZM32 118V119H31ZM43 120H42V119ZM48 118H51L52 120H48V123H47V120ZM56 118V119H55ZM60 120L58 121L57 119ZM73 118V117H72ZM77 118V116L73 119ZM165 118V117H164ZM163 118V119H164ZM199 118V119H198ZM260 118H262V122H257V120H261ZM16 119L18 120L16 122ZM28 119V118H27ZM61 119H64V120H61ZM26 120V119H25ZM56 120V121H55ZM86 119L84 118V122ZM89 120V119H88ZM148 120V119H147ZM175 120V119H174ZM24 121V120H23ZM27 121V120H26ZM25 121V122H26ZM36 121V123H37ZM44 121V122H43ZM58 121V122H57ZM166 121V120H165ZM195 121V122H196ZM210 121V122H209ZM22 122V121H21ZM43 122V123H42ZM47 124H46V123ZM54 122V123H52ZM64 122V123H65ZM83 122V123H84ZM160 122V121H159ZM178 122V123H177ZM180 122V123H179ZM200 122V123H201ZM208 122H209V125H208ZM49 123H52L51 125L52 126H49L50 129H48L49 131H45L47 129L46 126L49 124ZM57 126H56V124ZM71 123V121L69 122ZM82 123V122H81ZM80 123V125H81ZM152 123V122H151ZM150 123V124H151ZM158 123V121H157ZM22 124H25V123H22ZM27 124V123H26ZM46 124V125H45ZM54 124V125H53ZM142 124V123H141ZM146 124V122H145ZM156 124V123H155ZM183 124V125H182ZM186 124V125H184ZM264 124V123H263ZM20 125V124H19ZM28 125H29V121H28ZM65 125V124H64ZM139 125V124H138ZM161 125V123L159 124ZM178 125H180L178 127ZM212 127V125L214 127ZM54 126V127H53ZM86 126V125H84ZM135 125L133 126H127L128 128L130 129H135L134 128ZM137 126V125H136ZM147 126V124H146ZM154 126V121H153V125L152 127ZM184 126V127H183ZM186 126V128H185ZM196 127V124L194 125ZM193 126V127H194ZM235 126H240L238 128L241 129V131L244 133H242L240 131V133H242V136L240 135V133L238 132L239 129H236ZM20 127V126H19ZM27 127H30V126H27ZM43 127L44 130H42L41 128ZM52 127V128H51ZM62 127H65L62 125ZM67 127V126H66ZM80 127V126H79ZM79 127L77 129H79ZM139 127V126H138ZM137 127V128H138ZM210 127V128H209ZM26 128V127H25ZM31 128V127H30ZM56 130H55V129ZM69 128V127H67ZM181 128H185L186 130L184 129H181ZM193 130L192 132H190L189 130ZM23 129V128H22ZM53 129V130H52ZM74 129V128H73ZM82 129V128H81ZM168 129H172L173 132L175 131V133H179L180 130H184V133L181 131V133L183 134H179L180 137L183 136L184 139L182 138H179V139H182V143H188L189 145V150L187 151L186 148H185V156H187V161H185L184 159L180 158V155L176 156L178 158H174L175 155H173V157L170 156H166L168 158H163L165 160L162 159V161H157V168L156 169H152V170H155V171H150V164H151V160H152V156H151V151H153L155 147V150L156 149H161V148H167V147H164L165 145L163 144L165 142V140H167L169 138L168 134L170 135V133H173L171 130L168 131ZM25 130V129H24ZM50 130H52L50 132ZM60 130V131H59ZM66 130V129H65ZM128 130V129H127ZM177 130V131H176ZM56 131H59V132H56ZM75 131V130H73ZM100 131V130H99ZM186 131V132H185ZM237 131V132H236ZM261 131V134L259 133ZM41 132V134H40ZM76 132V131H75ZM82 132V131H81ZM136 132V131H135ZM149 132V131H148ZM188 132V133H187ZM194 132V135L193 137L190 135V133L192 134ZM196 132V133H195ZM48 133H51V134H48ZM78 133V132H77ZM103 133V132H102ZM138 133V132H137ZM176 133V134H177ZM76 134V133H75ZM84 134V133H83ZM81 134V135H83ZM86 134V133H85ZM105 134V133H104ZM174 134L175 136H179V135H176ZM39 135V136H38ZM41 135V137H40ZM48 135L50 136L51 135V139L48 137ZM57 135V136H56ZM173 135V134H171ZM170 135V136H171ZM173 135V137H174ZM53 136V137H52ZM56 136V138H55ZM64 136V135H63ZM237 136H239L240 138H238ZM42 137H45L44 140ZM82 137V138H81ZM137 137V136H136ZM140 137V136H139ZM185 137L187 139H185ZM41 139V143L39 142L40 139ZM172 138V137H171ZM169 138V140L171 139ZM175 141L178 140L177 137H175ZM48 139L50 141H52L53 145L51 144V142H48V144H43V145H40L42 143H47ZM135 139V138H134ZM174 138H172L173 140ZM31 140V141H29ZM39 140V141H38ZM47 140V141H46ZM71 140V141H70ZM73 140V141H72ZM86 140V139H85ZM96 140V139H95ZM137 140V139H136ZM251 140V141H250ZM25 141H27L28 143H25ZM44 141V142H43ZM69 141V142H68ZM97 141V140H96ZM126 141V142H125ZM180 141V140H178ZM23 142V143H22ZM57 142V143H56ZM74 142V143H73ZM119 142H124L122 145L120 146H117L119 145ZM136 142V141H134ZM172 142V141H171ZM180 142V143H181ZM71 143L73 145H71ZM83 143H85L83 141ZM95 143V142H94ZM98 143V142H97ZM178 143V142H177ZM179 143V144H180ZM184 143V144H185ZM257 143H260V145H263V147L261 148L260 146L259 149L256 148V144ZM55 144V145H54ZM56 144H59L60 146L56 145ZM88 144V143H87ZM163 144V145H162ZM175 144V143H174ZM173 144V145H174ZM177 145L179 146L180 148V145ZM83 145V144H82ZM85 145V144H84ZM83 145V147H84ZM162 145V146H161ZM168 146H173V145H169L167 144ZM176 145V144H175ZM128 146V144H127ZM161 146V147H160ZM183 146V144H182ZM192 146V148H191ZM81 147V145H80ZM83 147H81V150H85L83 149ZM95 147V146H93ZM175 147V146H174ZM173 147V150H175ZM255 147V148H254ZM57 148H60L58 151ZM76 150H74V149ZM124 148V150H122ZM128 148V147H127ZM55 149L58 151L56 152V156L58 158V155L57 154H60L59 152H62V156L64 157V159L66 160V164H65V168H67L68 172L67 174H65L66 176H68L67 178L68 181H67V178L65 180H62V178L60 177V174H61V171H63L64 167L62 166L63 163H60V164H57V162L63 160V157L60 158L61 160L57 159L56 156H55ZM151 149V151H150ZM159 149V150H160ZM169 149V147H168ZM184 149V148H183ZM193 149H195V151H193ZM154 150V151H155ZM163 150V149H162ZM172 150V149H171ZM170 150V151H171ZM180 150V149H179ZM150 151V152H149ZM75 152V153H76ZM82 152V151H81ZM88 152V151H87ZM159 152V151H158ZM157 152V154H158ZM175 152V151H173ZM178 152V151H177ZM84 153V152H83ZM81 153V154H83ZM161 153V151H160ZM170 153V152H169ZM180 153V152H178ZM80 155L79 153H76V155ZM90 154L92 155V153L90 152ZM162 154V153H161ZM74 155V156H73ZM159 155V154H158ZM155 156V155H154ZM162 156V155H161ZM184 156V157H185ZM160 157V156H158ZM156 158V157H155ZM154 158V159H155ZM189 158V160H188ZM56 159V161L54 160ZM182 159V160H181ZM186 159V157H185ZM59 160V161H57ZM141 160V161H140ZM158 160V158H157ZM181 160V161H179ZM114 161H117V165L116 166V169H115V166H113L110 171H108V175H109V179L106 181V180H103L101 179L102 176H103V171L106 170L107 168V165H109L110 163L114 162ZM139 161V163H138ZM156 161V159H155ZM77 162V163H75ZM77 165H75V164ZM79 163V165H78ZM81 163V165H80ZM139 168L137 170V173H136V167L137 165H139ZM153 164H155V162H153ZM152 164V165H153ZM61 167V168H60ZM63 168V169H62ZM62 169V170H61ZM76 170L75 172L73 170ZM157 175H155V174ZM62 175V174H61ZM64 175V174H63ZM65 175L63 177H65ZM159 175V176H158ZM156 176V177H155ZM158 178V179H157ZM162 178V179H161ZM64 181V182H63ZM67 181V183L65 182ZM168 182V181H167ZM66 183V184H65ZM155 183H151V185L155 184ZM65 184L67 185V193L69 192V194L71 195L68 200L71 201L69 202V208H71V213L70 215L68 214H64L63 212H61V209L63 208L62 206H64V209H68L65 207V204L62 203V199H64V197L62 196V192H65L66 191L64 189H62V185ZM163 184V182H162ZM64 185V187H65ZM147 185H149L147 183ZM150 186H147V188L151 187ZM156 185V184H155ZM157 185V186H158ZM156 186H154L155 188ZM153 188V189H154ZM168 188V187H167ZM152 189V188H150ZM152 189V190H153ZM155 190V189H154ZM156 191V190H155ZM159 192V191H158ZM64 193V195H65ZM140 194L138 195L140 198H138L137 194ZM145 194V193H144ZM150 194L148 193L147 196H149ZM147 196L145 198H147ZM156 196L158 197H162L163 194L158 195L156 194ZM150 197V196H149ZM152 197V196H151ZM155 197V196H154ZM153 197V198H154ZM66 198V197H65ZM122 198V197H121ZM156 198V197H155ZM111 199V198H110ZM149 199H152V198H149ZM122 200V199H121ZM148 200V199H147ZM164 200V199H163ZM161 200V201H163ZM65 202H68L64 199ZM146 200H144V203L146 204L145 202ZM153 201V200H152ZM157 201V200H156ZM154 202V201H153ZM71 203V204H70ZM122 203V202H121ZM124 203V202H123ZM151 203V202H150ZM63 204V205H62ZM156 204V203H155ZM128 205V204H127ZM130 205V204H129ZM144 205V204H143ZM71 206V207H70ZM146 206V205H145ZM165 206V205H164ZM124 207L126 208V206L124 205ZM128 207V206H127ZM143 208V209H142ZM141 209V210H140ZM166 209V208H165ZM143 210V211H142ZM167 210V209H166ZM145 211V212H144ZM156 211V212H155ZM162 211V210H160ZM164 211V210H163ZM168 211V210H167ZM66 212V211H65ZM151 212V211H150ZM149 212V213H150ZM126 213V212H125ZM169 217H168V215ZM116 214V213H115ZM128 214V212H127ZM136 214V213H135ZM147 214V212H146ZM153 214V213H152ZM123 215V214H122ZM131 215V214H130ZM66 216L67 218V221L64 219V217ZM125 216V214H124ZM123 218V217H122ZM167 218V219H166ZM147 219H150V218H147ZM151 218V220H154ZM165 219H166V222H165ZM66 221L68 224L67 225H63V222ZM83 221H86V225L84 226V223ZM143 221V220H142ZM165 222V223H164ZM189 224H192L190 227ZM66 224V223H65ZM157 225V224H156ZM119 226V225H118ZM65 227V228H64ZM66 227H72L71 229V232L73 233H69L68 232L66 234L68 235H64V229H66ZM120 227V226H119ZM136 227V229H135ZM148 227V226H147ZM151 227V226H150ZM155 226L151 227L149 230L152 232V229L154 228ZM158 227V226H156ZM155 227V228H156ZM160 227V226H159ZM117 228V227H116ZM141 227V229H143ZM98 229H101L103 230V234L101 236V239L97 240L95 234L97 232ZM163 230V229H162ZM155 231V230H153ZM159 232V231H158ZM157 233V232H156ZM155 233V234H156ZM71 235V236H72ZM145 235V234H144ZM70 236V235H69ZM149 236V235H148ZM148 236H146L148 238ZM152 236V235H151ZM157 236V234H156ZM155 236V237H156ZM143 237V236H142ZM150 237V236H149ZM159 237V236H158ZM163 237V236H162ZM72 238V237H71ZM145 238V236H144ZM142 238H140L141 240ZM149 239V238H148ZM72 242L73 241V238L71 239ZM151 240V239H150ZM146 241V240H145ZM71 241H69L70 243ZM71 242V243H72ZM159 242V241H158ZM148 243H149V240H148ZM147 243V244H148ZM155 243V242H154ZM157 243V242H156ZM155 243V244H156ZM74 244V243H73ZM143 244V243H142ZM145 244V243H144ZM146 244V245H147ZM152 243L150 242V244H148L149 246L151 245ZM162 244V243H160ZM70 245V244H68ZM75 245V244H74ZM73 245V246H74ZM114 245V246H115ZM147 245V246H148ZM154 245V244H153ZM138 246V245H137ZM142 247V245H140ZM139 246V247H140ZM145 246V245H143ZM148 246V247H149ZM157 246V245H156ZM66 247V248H65ZM75 247V246H74ZM153 247V246H152ZM72 248V247H71ZM70 248V249H71ZM154 248V247H153ZM157 248V247H155ZM159 249V248H158ZM157 249V251H159ZM73 250V249H72ZM71 250V252H73ZM155 250V249H154ZM152 250V251H154ZM75 251H76V248H75ZM156 251V252H157ZM70 252V253H71ZM139 252V251H138ZM75 253V252H74ZM155 253V252H153ZM78 254V253H77ZM116 255L119 256V255ZM163 254V252H162ZM62 255V256H61ZM76 255V254H74ZM82 255V254H80ZM107 255V254H106ZM105 255V256H106ZM140 255H143V254H140ZM160 256V258H162V255H158V257ZM156 257V258H158ZM121 258V259H123ZM73 259V258H72ZM102 259V258H101ZM112 259V258H111ZM117 259V258H116ZM76 260V258H75ZM74 261L71 260V264H75ZM138 261V260H137ZM115 262V261H114ZM119 262V261H118ZM133 262H136V261H133ZM132 262V263H133ZM140 262V261H139ZM60 263L62 264L63 261ZM131 263V262H130ZM150 264L148 261L146 262V264ZM156 264V262H152V264ZM86 264V263H84ZM138 264V263H137ZM141 264V263H140ZM142 264H144L142 262ZM158 264V263H157ZM161 264V263H160ZM165 264V263H164Z\"/></svg>",
  "mask_w": 264,
  "mask_h": 264
},
{
  "label": "rangeland",
  "instance_id": "obj_2",
  "mask_svg": "<svg viewBox=\"0 0 264 264\" xmlns=\"http://www.w3.org/2000/svg\"><path fill=\"white\" fill-rule=\"evenodd\" d=\"M4 2H5V0H3ZM19 1V0H18ZM21 1H23V3L21 2ZM21 1H19V2H17L18 4H20V6H19V8L17 7V3H15L14 4V2H13V0H11V2L14 4H12L11 2H10V6H8L7 5V7L5 6V11H6V13L5 12H3V9L2 8H0V15H2V19H4V21H2V19L0 18V24L2 23L3 25H0V32L2 33L1 35L4 37V35L7 37V35H9V33H10V35L13 37V38H15L14 36L15 35H18V36H16V38L18 37V39H19V37L21 38V36L22 35H24L23 36V38H21V40H22V42H24V39L26 38V37H28L29 39H28V41H27V39H26V41L28 42H26L25 41V43H26V45H28V47H30V49L32 48V50H36L37 49V51H38V49H40L41 51H42V47L44 46V45H46L45 47H43L44 49H43V51L41 52V51H38V52H41L42 53V55H43V53L45 52L46 54L47 53H51V49H53L55 46L57 47H55V50H58L57 52H59L58 53V56H59V54L61 55V51H63L62 50V48L64 47V42L65 43H68V44H65V47H67L68 49H72L71 51H73L75 54H73V52L71 53V55L73 56H71L70 55V50H68L67 48L65 49V47L63 48V49H65L64 51L66 52L67 51V53L65 54V55H67L66 57H64L65 55H63V53H62V55L63 56H61L62 57V59H63V63H62V67L64 66V64L67 62L68 63V65H66L65 64V67H72L75 63H77V61H78V63H79V61H80V59H83V58H85V59H83L84 61H80V62H84L83 63V66H77V65H75L74 67H70V71H68L69 70V68H66V69H68V70H66V71H64V67L63 68H58V69H60V70H62V72L64 71V73H61V71H59L61 74H59V72L57 71V68L55 69L54 67H53V65H49L50 63L49 62H46L47 63V65H49V66H47V65H45L44 64V62L43 61H45L44 59H48V58H40L39 56L40 55H38L37 57L38 58H40V59H42V60H40L41 62H39V60L38 59H36V56H35V58L32 60L31 59V54L33 53V51H32V53H31V50L29 49V48H26L25 49V51L24 50H22V49H20V48H22L21 47V45H18L19 44V41L17 42V41H15V39H13V38H10V36H9V38H10V40H9V42H7V40L9 39H7V40H5L7 43H4L3 42V45H5L4 47H7V50H9V51H11L12 52V54L14 55V60L12 61V54L10 53V55H7V53L5 52V55L4 56H11L10 58L11 59H8V60H10V62H6V63H8V64H6L5 63V61H3L4 59H6V57L4 58V57H1V56H3L2 54L4 53V51H2L3 49H4V47H3V49L1 50L0 49V51H2V52H0L1 53V56H0V61H2V62H0V70L2 69V72L0 71V73H2V77L4 76L5 77V74L6 73H4V71H7V74H6V78H7V76H9L7 79L9 80V82L7 81V79L6 80H4L5 82H8L7 83V85H10V83H11V85L7 88V89H5L4 91H3V95H1L2 94V92L0 91V95L1 96H5L6 98L8 97L9 99L11 98V99H15V98H12V93L13 92H15V91H17V92H15V95L16 96H18L19 94H20V91L24 88L23 86H25V83L26 82H28V83H26V85L27 84H29V87L27 86V88L28 89H30L31 90V92L32 93H34V95H35V93L36 92H34L35 90H37V89H35L36 87L38 88V89H40V90H42L43 89V87H42V84H39V81L40 80H42V79H44V80H42V81H40V82H43V81H45L43 84H45V86H46V88L48 87L47 85H49V87L47 88V90H43V91H46L47 93L48 92H50V91H55V92H59L60 93V95L58 94V98L60 99V100H62V101H60L59 99H58V101H57V103L55 104V105H59V106H56V109L57 110H53L54 111V113L52 114L53 116L54 115H58V116H60V118H61V116L62 115H64L65 113H66V117H68L69 115H67V113L69 112V110H71V112L73 113H71L70 112V114L72 115V117L74 118V116L76 117L77 116V118H75V119H73L72 117H70L71 119H69L70 121H71V123H69V122H65L67 119L65 118V123L63 122V124L61 123L60 124V122H62V121H60V122H58L59 120H60V118L59 119H57L58 121V126H57V124H56V126L58 127V129H59V127L61 128L59 131H56V132H59L58 133V135L59 134H63L62 136L61 135H59L60 137H58V138H56V136H55V141H58V143L60 144L61 143V141L62 140H64V138H65V136H66V138L68 137V132L70 131V129L72 128V132H70V135L71 134H73L74 135V137L71 135V137L72 138H74V140L76 139V137H77V135H78V137L77 138H79L80 136H82V137H84L83 139V141L85 142V143H83V141L81 140L80 141V138H79V141H80V143H79V146H77L78 145V141H77V143H75L76 145L74 146L72 143H71V145H73L72 147H76V148H78L79 147V149H77V152L76 151H73L74 152V154H75V158H74V160H73V162L75 161V160H77L76 159V157L77 156H85V158H87V157H89V158H87V159H92V157H94L95 156V154H96V150H97V148H98V144H99V141H100V139H101V137L102 136H104V133H106L107 132V130H108V128H109V126H110V123L112 122V119H114L113 117L115 116L114 114H116V116H118L120 113H121V111H123V109H125V108H123L122 107V105H119L116 109H117V111L119 112H117L116 111V109H115V111H113V112H116V113H113V114H111V116L110 115H108L107 114V112H108V109H110L113 105H114V103H116L115 101L122 95V94H127V93H133V92H137L136 94H135V98L136 99H133V102L132 103H136L139 107H140V109L141 110H143V111H145L149 106L148 105H150V109H151V113L153 114V112L154 111H156V115H157V119L156 118H154L153 117V115H152V117H153V121H154V126L151 128V131H154V129L157 127V126H159L160 127V129L162 128L161 126H162V123H163V128H165V127H168V125L170 126V127H176V125H174V123H176L175 121L176 120H179L180 119V122L182 121V120H184L183 122H185V119H186V122L187 123H190V121L192 120L193 121V119H196L197 120V118H195L196 116L194 115V116H192V118H191V120H190V118H188V117H190L191 116V114L192 113H190L191 111L194 113V112H198L197 111V109H195V107L194 106H190L189 104H193L194 102H192L193 100H195L194 98H196V96H193L192 94H190V93H187L186 91H191L192 89V87H195L196 86V84H197V81H195V80H193V79H195V77H197V75L198 74H196V73H200V75L201 74H203V71L204 72H206V70L207 71H212V72H214L213 74L214 75H218V73L220 72V73H223L224 71H227V72H224L223 74H220L219 73V77L220 78H222V79H224V78H226V80H227V77L225 76V75H228L229 76V73L232 71V72H238L239 73V70L241 69V70H244V69H246V68H244V66H247L248 68L250 67H253V68H251V70L252 69H257V70H261L263 67H264V59H262L264 56V54H263V51H264V48H262L261 46H259V44L261 45L262 44V46L264 47V36L262 37V35L264 34L263 32H264V30H263V28H264V6L262 7L263 8V12H262V8H261V10H259L260 9V7H261V5H264V3H262V2H264V0H256V2L257 1H259V2H257V6L255 5L256 4V2H255V0H252V1H250V0H245V2H244V0H235V1H233V0H220V1H216V0H206V2H205V0L202 2V0H182V6H181V10H182V13H181V15H182V17L180 16V17H176V18H171V20L173 21V20H175L174 21V23H177L178 21H183V23L180 25V27L179 28H177L175 31H173V30H171V39H170V43H171V45H172V58H171V60H170V63H172V64H169V66H167L166 67V69H164V70H147V71H144L145 73H148V78H150V80H149V84L148 85H144V86H136V85H130V82L131 81H133V80H131V78L132 77H136L137 76V74H138V72L139 71H136V70H131V71H127V69H124V68H122V65H121V69H119V72H117L116 74H114L113 76H108V74H107V72H108V62L105 60V56H104V49H103V45H102V36L104 37V34H101L100 33V29H99V19L101 18V16H102V14H101V12H103L104 14H107L108 15V13H112L113 12V7L115 6V5H117V3H119L120 1H124V2H126L127 4H130L131 3V0H96L95 1V3L97 4V5H92V3H90V1H88V0H77L78 2H76V0L74 1V0H68V2L66 1V0H55L56 2H54V0H45L47 3H45L44 2V4L43 3H41L42 2V0H39V1H41L40 3L42 4V5H49V7H50V9L49 8H47V9H49L48 11H47V13H48V15H47V13L45 12L46 10L44 9V7H43V9L45 10V11H43V9H42V11L46 14V16L45 15H43L44 16V18H43V16L42 17H40V18H42L40 21H38L37 23H39V24H42L43 25V19H44V21H49L48 22V24H44L45 25V27H43V28H41L40 26L41 25H39V24H37V23H34V24H37V26H35L34 25V28H29V27H32L33 25H30V26H28V28H27V30H29V32H27V30H24V31H26V32H23V28L25 27V26H23L24 24H22V22H24L23 21V18L22 17H24L25 16V14H23L21 17H20V13H18L19 11H23L22 13H24V11H25V3L24 2H30V4H32V3H34V2H32L33 0H21ZM35 1V0H34ZM39 1H37V2H39ZM51 1L52 2H54V3H57V4H55V5H53V4H51ZM58 1V2H57ZM70 1H71V3H73V5H74V7L71 5V3H70ZM74 1V2H73ZM202 2V4H199V5H203L202 7H198V8H200V9H198V8H196L197 7V5H198V3H200V2ZM207 1L208 2H210L209 4H210V6L209 5H207L208 3H207ZM224 1V2H223ZM240 1V2H239ZM21 2V3H20ZM32 2V3H31ZM36 2V1H35ZM37 2H36V4H37ZM60 2H64V5H63V3H62V6L60 5L61 3ZM174 0H170V8L172 7L173 9L175 8V6L176 5H174ZM198 2V3H197ZM216 2H218V3H216ZM219 2H221L220 4H219ZM237 2V3H236ZM39 3V4H40ZM48 3H50V4H48ZM68 3V4H67ZM78 3V4H77ZM192 3V4H191ZM207 3V4H206ZM213 3V4H212ZM249 3V4H248ZM255 3V4H254ZM262 3V4H261ZM1 4H3V3H0V7H1ZM22 4H24V6L22 5ZM77 4V5H76ZM204 4H206L205 5V7H204ZM222 4V5H221ZM226 4H228V7H230L231 8V10H232V12H231V10H230V8H228L227 9V5ZM232 4H236V6L234 7V5H232ZM246 4V5H245ZM247 4H248V7H246L247 6ZM24 7H22V6ZM34 5V4H33ZM38 5V4H37ZM56 5L58 6V7H56ZM76 5V6H75ZM85 6V8H84V6ZM92 5V6H91ZM106 5V6H105ZM198 5V6H199ZM214 5V6H213ZM243 5V6H242ZM245 5V6H244ZM251 5V6H250ZM253 5V6H252ZM14 6H15V8H16V12L18 13V14H16L17 15V17H16V15H12V14H14ZM30 7L31 5H28V3H27V7ZM36 6V5H35ZM39 6V5H38ZM61 6V7H60ZM71 6V7H70ZM80 6V7H79ZM237 6H238V8H239V11L237 10L238 8H237ZM13 7V8H12ZM47 6H45V8H46ZM73 7V8H72ZM212 7H213V9H212ZM226 7V8H225ZM233 7V8H232ZM241 7H243V9H248V11L246 12V10H243V9H241ZM254 7V8H253ZM7 8H11V9H7ZM31 8V7H30ZM30 8H28V10L30 9ZM36 9L37 8H39V7H35ZM61 8V9H60ZM94 8V9H93ZM188 8H189V10H188ZM194 8V9H193ZM207 8H209V9H212V12L210 11V12H207V10H204V9H207ZM222 8H225L224 10L225 11H223L222 10ZM235 8V9H234ZM249 8L251 9V10H249ZM7 9V10H6ZM20 9V10H19ZM36 9H34V6H33V11L31 12V13H33V15H34V13H36L37 12V10ZM39 9H41V7L39 8ZM53 9V10H52ZM62 9H67L66 11L65 10H62ZM87 9V10H86ZM96 10V13H94L93 12V10ZM97 9H100V12L99 11H97ZM173 9H171V10H173ZM187 9V10H186ZM196 9L199 11V12H201L200 13V15H201V18H200V15L198 14V13H196L197 11H196ZM203 9V10H202ZM209 9H208V11H209ZM235 11H234V10ZM255 9V10H254ZM35 10V11H34ZM51 10V13H49V11ZM60 10H62L63 11V13L62 12H60ZM77 10H79V11H77ZM175 10V9H174ZM173 10V11H174ZM219 10H222L221 12L222 13H220L219 14V16L217 15V13L219 12ZM258 10H259V12H258ZM31 11V10H30ZM40 11V10H39ZM39 11L37 12V13H39ZM106 11V12H105ZM186 11V12H185ZM229 11H230V14H232V13H235L234 15L232 14V16L230 17L229 16ZM234 11V12H233ZM246 12L245 13V15H244V13L243 14H241L242 12ZM8 12H10V13H8ZM15 12V13H16ZM27 12H29V11H26V13ZM67 12H69L68 14H67ZM88 12H91L90 14H93V16L91 17L90 16V14L88 13ZM207 14H206V13ZM216 13L215 14V16L213 15V13ZM258 12V14H256ZM42 12L40 11V14H41ZM53 13H55V14H53ZM67 15H66V14ZM97 13H99L100 14V18H99V15H97ZM191 13V14H190ZM209 13H211V14H209ZM10 14H11V18H10ZM49 14H53L54 16L55 15H57V14H62L61 16H59V15H57L56 17H60V18H55V17H52V16H50ZM71 14V16H69ZM75 14V15H74ZM206 16V17H203L204 15ZM226 15V16H229V17H225L224 15ZM228 14V15H227ZM241 14V15H240ZM255 14L257 15V16H255ZM8 15V16H7ZM19 15V16H18ZM29 15H30V13H29ZM36 16H37V18L39 19V17H38V15L37 14H35ZM34 15V16H35ZM65 15V16H64ZM217 15V16H216ZM13 16H15L14 18H13ZM27 16V15H26ZM25 16V17H26ZM76 16V17H75ZM80 16H82V17H80ZM84 16V17H83ZM192 16V17H191ZM240 16V17H239ZM20 17V21H22V22H20L18 19H16V18H19ZM29 17V16H28ZM27 17V18H28ZM46 17H48L50 20H48V18L47 19H45ZM69 19V20H67V21H65V19ZM72 17V18H71ZM73 17H74V19H73ZM77 17H80L81 19H86L84 22H83V20L81 21L80 20V18H77ZM88 17V18H87ZM193 17L195 18V20L197 21L196 23H194V21H193V23H191L192 22V20H193ZM209 17H212V18H209ZM221 17V18H220ZM236 17H239L238 18V20L236 21ZM242 17V18H241ZM30 18V17H29ZM36 18V20H38ZM91 18H93V19H91ZM95 18V19H94ZM183 18V19H182ZM204 18H206V19H208L209 18V22L207 21V22H205V19L203 20ZM217 19V21H216V19ZM228 19V20H226V19ZM231 20H230V19ZM256 18H257V22H256ZM10 19V20H9ZM13 19V21H11ZM16 19V20H15ZM26 19V18H25ZM24 19V20H25ZM31 19V18H30ZM33 20H35V18H32ZM70 19H73V20H70ZM79 19V20H78ZM202 19V20H201ZM212 19V20H211ZM221 19H223V22H224V27L227 25H230L229 27H225V29H224V27H223V25H221L220 26V24L221 23H219L220 21H221ZM234 19V21H232ZM245 19H247V20H245ZM15 20V21H14ZM28 20V19H27ZM33 20H31V21H33ZM89 20H95L94 21V23H96V25H94V23L93 22H91V21H89ZM220 20V21H219ZM263 20V21H262ZM18 21V25H21L20 27L22 28V30H20V31H22L23 33H25V34H23L22 32H20L17 28H16V26H17V23H14V22H17ZM26 21V20H25ZM68 21L70 22V24L68 23ZM75 21H77V23H75ZM86 21H89V22H87V24H88V26H87V24H86ZM185 21V22H184ZM201 21V22H200ZM237 23H236V22ZM250 21H254L255 23H250ZM261 21V22H260ZM10 22V23H9ZM27 22H30V21H26L25 22V24L27 23ZM33 22H36V21H33ZM43 22V23H42ZM66 22V23H65ZM226 22H227V24H226ZM232 22V26H231V23ZM234 22H235V24L236 25H234ZM249 22V23H248ZM259 22H260V24H259ZM15 25H13V24ZM46 23V22H45ZM59 23V24H58ZM63 23V24H62ZM74 23H75V25H74ZM79 23V24H78ZM84 23V24H83ZM92 25H91V24ZM249 24V25H246V24ZM29 24V23H28ZM30 24H32V23H30ZM195 24V25H194ZM198 24V25H197ZM204 26H203V25ZM252 24L254 25L252 28H250L251 26H252ZM5 25V26H4ZM27 25V24H26ZM48 25V26H47ZM50 25H51V27H50ZM55 25H56V27H55ZM80 25L81 26H83L82 28L80 27ZM94 25V26H93ZM199 25H202V26H199ZM260 25H262V29H260V30H262L263 32H261L259 29H258V26H260ZM7 26V27H6ZM15 27L16 28V30L14 29V27H13V29H14V32H15V35H14V33H12V31H8V29L10 28V29H12L11 27ZM23 26V27H22ZM47 26V27H46ZM68 26H69V28H68ZM73 26V27H72ZM84 26H85V28H84ZM86 26L88 27L87 29H86ZM91 26H93V27H91ZM189 26V27H188ZM194 26V27H193ZM197 26V27H196ZM243 26V27H242ZM245 26L247 27L246 28V30H248L249 29V31H246L245 30ZM3 27V28H2ZM6 27V28H5ZM9 27V28H8ZM18 28H19V26H17ZM42 29V33L40 32V33H38L37 32V35L35 34L36 33V31L34 30V29H36V28H38L39 30H41L40 28ZM70 27H72V34L70 33L71 32V28ZM80 27V28H79ZM96 27V28H95ZM207 27V28H206ZM209 27V28H208ZM210 27H211V29L214 27V31L213 30H211L210 29ZM255 27H257L256 29H254ZM8 28V29H7ZM44 28H46V29H44ZM90 28V29H89ZM92 28H94V29H92ZM189 28H191V30H188ZM224 29L223 30V32H222V30L221 29ZM227 28L228 29H230V30H227ZM260 28H261V26H260ZM2 29H5L6 30V32L5 31H3ZM25 29H26V27H25ZM30 29H32L31 31H30ZM37 29V30H38ZM44 29V30H43ZM47 29H48V32L47 33H49L50 35L51 34H53L52 35V39L51 38H48V37H46V36H48V34L47 33H43V31H47ZM81 29V30H80ZM86 29V30H85ZM96 29V30H95ZM172 29V28H171ZM192 29H194V30H192ZM202 29H204L205 31H203ZM206 29H209V31H206ZM233 29V30H232ZM49 30H50V32H49ZM52 30V31H51ZM78 30H80V32H82V30H84L83 32L85 33V32H88L87 33V35L85 34V38H84V36L82 37L81 35H84L83 33H79L78 32V34H77V31ZM94 30V31H93ZM199 30V31H198ZM201 30V31H200ZM211 30V31H210ZM219 30H221V31H219ZM255 30V32H252V31H254ZM258 30V31H257ZM34 31H35V33H34ZM75 31H76V34H75ZM91 31V32H90ZM178 31V32H177ZM230 31V34H228V36H226V34L228 33ZM236 31V32H235ZM237 31H238V33H237ZM239 31H241V32H239ZM243 31V32H242ZM4 32V33H3ZM21 34H20V33ZM55 32V33H54ZM58 34H57V33ZM189 32H190V36L188 35L189 34ZM204 32V33H203ZM205 32H206V35H205ZM209 32V33H208ZM211 32V33H210ZM214 32V33H213ZM220 32H221V35H219L220 34ZM246 32H249V33H246ZM251 32V33H250ZM260 32H261V34H260ZM7 33V34H6ZM180 35H179V34ZM197 35H196V34ZM200 35H199V34ZM203 33V34H202ZM213 33V35H214V39L210 36L209 37V34H212ZM226 33V34H225ZM240 33V34H239ZM243 35H242V34ZM247 35H246V34ZM259 33V34H258ZM4 34V35H3ZM21 36H20V35ZM43 34V36H40V35H42ZM60 34H62V35H60ZM66 34V35H65ZM71 36H70V35ZM178 34V37L176 36ZM202 34V35H201ZM207 34H208V36H207ZM237 34V35H236ZM250 34H255V35H253L252 37H258V38H256V40L255 39H253V41L251 40V42L250 41H247L248 43H246L245 44V46L243 47L242 45H244L243 43H242V39H240V38H242L244 35L247 37V36H249L250 37ZM257 34V35H256ZM35 35V36H34ZM45 35V36H44ZM55 35V36H54ZM59 35H60V37L62 36V38H61V40L63 41V43H60V42H62V41H60L59 42V40H60V37H59ZM191 35H192V37L194 36H196V38H194L193 39V41L194 42H192V37H191ZM212 35V36H213ZM219 35V36H218ZM235 35V36H234ZM239 35H240V37H239ZM261 36L260 38H259V36ZM33 36V37H32ZM36 36H40V38H38V37H36ZM69 36H70V38H71V40H69ZM72 36H74V37H72ZM80 36V37H79ZM199 36V37H198ZM202 36V37H201ZM205 36H206V38H205ZM219 38H218V37ZM225 36V37H224ZM243 37V41L245 40V38L246 37ZM1 37V36H0ZM35 38L34 40H32V38ZM43 37H45V38H43ZM50 37V36H49ZM88 37V38H87ZM221 37V38H220ZM234 37V38H233ZM239 37V38H238ZM249 37H247L246 38V40L247 39H249ZM2 38V37H1ZM41 38H43V39H41ZM50 39V40H48V39ZM83 38V39H82ZM197 38H199V41H198V39ZM203 38V39H202ZM208 38V39H207ZM210 38H212V41L210 40ZM217 38V41L219 42H217L215 39ZM235 38H236V40H235ZM40 40V42H37V40ZM58 40V42H57V40H56V42L58 43H56L55 44V41H53V40ZM64 39V40H63ZM81 39V40H80ZM93 39V40H92ZM190 39V40H189ZM196 39V40H195ZM204 39H205V41L206 42H204ZM238 39H240V40H238ZM257 39H258V41H257ZM263 41H262V40ZM3 39H1V41H2ZM11 40H12V43H11ZM14 40V41H13ZM20 40V39H19ZM21 40H20V44L22 43L21 42ZM43 40H45L44 41V43H43ZM49 42H48V41ZM87 40V41H86ZM213 40H215L214 41V47L212 46V50H211V48H209L211 45L210 44H212L213 45ZM245 40V41H246ZM258 43V46L259 47H257V43H255V45L256 46H253V45H249V46H253V47H249V46H247L248 44H253L252 42H255V41ZM0 41V42H1ZM31 41H34V42H36L37 43V45L34 43H32ZM231 41V42H230ZM232 41H234V42H232ZM236 41H237V43L239 44V45H241L240 47L238 46V44H235L236 43ZM260 41H262L263 43H261ZM13 42H14V44H16L17 43V46L16 45H14L13 44ZM46 42H47V44H46ZM89 42V43H88ZM199 42V43H198ZM208 42V43H207ZM250 42V43H249ZM2 43V42H1ZM0 43V44H1ZM9 43V44H8ZM25 43H23V44H25ZM39 43H40V45H39ZM71 43V44H70ZM97 43V45L98 46H96L95 44ZM201 43V44H200ZM204 43H205V45H204ZM217 43H218V45H217ZM228 43H232L233 44V46H238V47H234V48H231V47H228ZM11 44H13V45H11ZM34 46H33V45ZM44 44V45H43ZM72 45L71 47H70V45ZM193 44V45H192ZM202 44H203V48H204V46H205V48L204 49H207L208 50V52L206 53L205 52V54H207V55H205L204 53L202 54L201 52V50H203V49H201L200 47L202 46ZM210 46H209V45ZM227 44V45H226ZM232 44L231 45H229V46H232ZM25 45V46H26ZM31 45H32V47H31ZM50 45V46H49ZM52 45V46H51ZM201 45V46H200ZM1 46V45H0ZM13 47V48H9V47ZM16 46V47H15ZM23 46V45H22ZM40 46V47H39ZM42 46V47H41ZM50 48H49V47ZM63 46V47H62ZM84 46H85V48H84ZM191 46V47H190ZM207 46V47H206ZM217 46V47H216ZM221 46V47H220ZM225 46L226 47H228V48H230V49H226V50H224V48H225ZM20 47V48H19ZM33 47H34V49H33ZM35 47H37V48H35ZM48 47V48H47ZM53 47V48H52ZM195 47H198V49H196ZM25 47L23 46V49H24ZM45 48H47V49H45ZM60 48V49H59ZM95 48H98L97 50L95 49ZM201 50H200V49ZM214 48V49H213ZM219 48V49H218ZM223 48V50L222 51H220L221 49ZM245 48V49H244ZM6 49V48H5ZM13 49V50H12ZM83 49V50H82ZM192 49V50H191ZM194 49H196V50H194ZM246 49H249L250 51H251V53H249L250 51L249 50H246ZM256 49V50H255ZM260 49H262V50H260ZM17 51L16 53H15V51ZM28 52H27V51ZM61 50V51H60ZM99 50V51H98ZM191 50V51H190ZM194 50V51H193ZM206 50V51H207ZM209 50H211V53L210 54H208L209 53ZM214 50V51H213ZM218 50V51H217ZM239 50V52L237 53V54H235L234 52L236 51H238ZM241 50H244V51H246V52H244V51H241ZM6 51V50H5ZM13 51H14V53H13ZM21 51L23 52V53H21ZM69 51V52H68ZM94 51H96L95 53H94ZM198 51H199V54H198ZM201 51V52H200ZM227 51V52H226ZM36 53V52H34L33 53V55H32V57L34 56V54H41V53ZM52 52L54 53V49L52 50ZM56 52V51H55ZM57 52H56V54L54 53H51V55H50V53L48 54V57H49V59H50V61L52 62V64H54L53 63V61L51 60V59H53V58H55L56 59V61H60V60H62V59H57L58 57H57ZM100 52V53H99ZM186 52V53H185ZM188 52V53H187ZM243 52V53H242ZM248 52V53H247ZM256 54H255V53ZM260 52V53H259ZM28 54L26 57H25V55L26 54ZM198 55H196V54ZM238 57H236V56H234V54ZM239 53H242L243 54V56H242V54H240L239 55ZM245 53V54H244ZM262 53V54H261ZM43 55L44 57L46 56L47 57V55ZM53 54V55H52ZM77 54V55H76ZM97 54H98V56H97ZM186 54V55H185ZM221 55V57L223 56V58H224V60H223V58L221 59L222 60V62H220V60H219V62H220V65H219V63H218V66H226V63H227V66H229L228 67V70H229V72H228V70H227V66H226V68L225 69H223L224 67L222 66V67H217V69L215 68L217 65H214V63H216L215 62V59H217V56L219 57L220 55ZM231 54L233 55V56H231ZM254 54H255V56H254ZM261 54V55H260ZM23 55V56H22ZM30 55V56H29ZM75 55V56H74ZM193 55H195L194 56V58H192L193 57ZM252 55V56H251ZM258 55V56H257ZM19 56H20V58H19ZM42 56V57H43ZM68 56H69V58H71L69 61L67 60L68 59ZM85 56V57H84ZM190 56V57H189ZM199 56H200V58H199ZM202 56H204V57H202ZM231 58L230 60L227 58ZM245 56V57H244ZM252 58H251V57ZM256 56H257V59H254L253 60V58H256ZM263 56V57H262ZM67 60H64V58ZM75 57H80L79 59H75ZM98 57V58H97ZM103 57V58H102ZM187 57V58H186ZM199 59H198V58ZM234 57H236V59L234 60L233 58ZM239 57H240V59H239ZM241 57H243V59L241 58ZM248 59H247V58ZM259 57V58H258ZM261 57V58H260ZM19 58V59H18ZM22 58H24V59H22ZM28 58L30 59V60H28ZM59 58H60V56H59ZM180 58V59H179ZM185 58V59H184ZM192 58V59H191ZM227 58V59H226ZM246 58V59H245ZM22 61H21V60ZM49 59H48V61H49ZM55 59H53V60H55ZM87 59V60H86ZM95 59H97L96 61L98 62L97 63V65H98V67L100 68V69H98L95 65H91V64H93V62L95 61ZM187 59H189V60H187ZM200 59H202V60H200ZM204 59V60H203ZM252 59V60H251ZM258 59H262L261 61L260 60H258ZM28 60V64H26L25 62ZM32 60V61H31ZM35 60H38V64H36L37 65V67H36V69H35V71H31L32 70V68H33V66L35 65H32L31 63H29V61H31L32 63L35 61ZM71 60H73V62L71 61ZM90 61L91 62V64H89L90 62H87V61ZM92 60H94V61H92ZM101 62H100V61ZM197 60V61H196ZM226 60H227V62H226ZM231 60H233V61H231ZM250 60V61H249ZM257 60V61H256ZM20 61H21V63H20ZM64 61H65V63H64ZM86 61V62H85ZM177 63H176V62ZM196 61V62H195ZM199 61V62H198ZM214 61V63H213V65H214V69H213V66H211V68H210V64H212V62ZM217 61V60H216ZM224 61V62H223ZM231 61V62H230ZM236 61V62H235ZM240 61V62H239ZM246 61V62H245ZM253 61V62H252ZM259 61H260V65H261V63H262V65L261 66H263L261 69H259V67H261L260 65H258L259 64ZM35 62H37V61H35ZM34 62V63H35ZM71 62H72V64L73 65H69V64H71ZM75 62V63H74ZM102 62H104V63H102ZM183 63V65H184V62H185V64L186 65H184L185 67H183V65H182V63ZM192 62H195V63H192ZM203 62V63H202ZM234 62H235V64H234ZM242 62V63H241ZM247 62H251V64H249V63H247ZM255 62H258V63H255ZM4 63H5V65H4ZM9 63H11V64H9ZM17 63V64H16ZM25 63V65H28V66H31L32 65V68L31 67H26V66H22L21 67V65H19V64H24ZM41 63H43L45 66H43V64L41 65ZM95 63V62H94ZM102 63V64H101ZM106 63V65H104ZM179 63H180V65H179ZM190 63V64H189ZM192 63V64H191ZM197 63H200V64H197ZM210 63V64H209ZM246 63V64H245ZM59 64H61V62L59 63ZM58 64V66H57V63L55 64L56 65V67H59L60 65ZM81 64V63H80ZM85 64V65H84ZM174 64H175V66L176 67H174ZM207 64H209V65H207ZM222 64V65H221ZM232 64V65H231ZM240 64H242V65H240ZM253 64V65H252ZM254 64H257L256 65V67L254 66ZM6 65H8L9 67H10V69L8 68V66H7V70L5 69L4 71H3V69L5 68V66ZM17 65L18 66H20V68L19 67H17ZM39 65V66H38ZM41 65V66H40ZM102 65V66H101ZM197 65H198V67H197ZM202 65V66H201ZM204 65H206V67H209V68H206V67H204V69L202 68ZM235 65V66H234ZM57 71V73H58V75H55V73H54V75H53V77H55L56 79H58L59 80V83H58V80H56L55 78H53L52 77V75H51V71L53 70V68ZM95 66V68H93ZM104 66V67H103ZM173 67L174 68V70H173V68L171 69V67ZM230 66H232V67H230ZM4 67V68H3ZM25 67V68H24ZM42 67H43V69H42ZM46 67V68H45ZM199 67H201V68H199ZM242 67V68H241ZM17 68V69H16ZM23 68V69H22ZM31 68V70H29L28 71V69H30ZM52 68V70L50 71L49 69H51ZM96 68H97V70H96ZM176 68V69H175ZM198 68V69H197ZM248 68L246 69V71H248L247 72V74H249L250 73V75L251 74H254L253 72L251 73L250 71V68H249V70H248ZM16 69V70H15ZM34 69V68H33ZM38 69V70H37ZM84 69V70H83ZM95 69V70H94ZM170 69V70H169ZM196 69V70H195ZM199 69H203L202 71L201 70H199ZM220 69V70H219ZM238 69V70H237ZM11 70H13V71H11ZM17 70H19L18 72H17ZM22 70H24V71H28V72H31V73H33V74H31V76H28V75H30V73H25L24 71H22ZM42 70V71H41ZM172 70V71H171ZM188 70V71H187ZM190 70V71H189ZM38 71H39V74H40V76L37 74L38 73ZM68 71V73H66ZM86 71V72H85ZM94 71V72H93ZM154 71V72H153ZM161 71V72H160ZM175 71V72H174ZM185 71H187V72H185ZM210 71V72H211ZM217 71H219V72H217ZM222 71V72H221ZM246 71L244 72L245 73V75H246ZM254 71V70H253ZM263 71V70H262ZM14 72H15V74H14ZM21 72H24V74H26L25 76H23L22 75V73ZM35 72V73H34ZM42 72V73H41ZM43 72H44V75L45 74H47V80L45 79V77H44V75H43ZM46 72V73H45ZM55 72V71H54ZM164 72H166V75H165V73ZM195 72V73H194ZM235 72L233 73V74H235ZM8 73H9V75H8ZM21 73V74H20ZM84 73V74H83ZM184 73V74H183ZM189 73V74H188ZM228 73V74H227ZM236 74V76L239 78V76L240 75H242V74H244V73H242V72H240L239 74ZM257 73V72H256ZM254 74L255 75V77H254V75H251V77H252V79H253V77H254V80H252L251 78H249V77H247L249 80L251 79V83L253 82V83H258L259 82V84L260 83H262V82H260V81H262V80H260V76H261V74L262 73H264V71L261 73V72H259V73H261V74H259V73H257V74ZM4 74V75H3ZM17 74V75H16ZM37 74V75H36ZM42 74V75H41ZM64 74V75H63ZM89 74V75H88ZM102 74V75H101ZM165 76H164V75ZM63 75V76H62ZM151 75V76H150ZM169 75V76H168ZM196 75V76H195ZM221 75V76H220ZM239 75V76H238ZM1 76V75H0ZM27 76H28V79H26L27 78ZM35 76V77H34ZM43 78H42V77ZM51 76V77H50ZM60 78H58V77ZM98 76V77H97ZM188 76V77H187ZM193 76H194V78H193ZM244 75H242V76H240V77H243ZM256 76H258L257 77V79H255L256 78ZM15 77V78H14ZM32 77V78H31ZM34 77V78H33ZM72 77V78H71ZM152 77V78H151ZM169 79H168V78ZM261 77H263V74H262V76ZM22 78H25V79H22ZM35 78H36V80H35ZM39 78H41V79H39ZM74 78H75V80H74ZM95 78V79H94ZM160 78V79H159ZM178 78H180L181 80L184 78V79H186V81L189 79V84L191 85V87H190V85L187 83V82H184L183 84L181 83H177V81L176 80H179ZM192 78V79H191ZM246 78V76H245V80L247 79ZM264 78V77H263ZM15 79V80H14ZM18 79V80H17ZM22 79V80H21ZM53 79V82L51 81V80ZM81 79V80H80ZM83 79H84V81H83ZM86 79H87V82H86ZM88 79H90V80H88ZM98 79V80H97ZM222 79H218V81L219 80H222ZM239 79H241V78H239ZM243 79V78H242ZM242 79H241V81H242ZM247 79V80H248ZM260 81H259V80ZM15 81V84L13 85L12 83H14L13 81ZM19 80H21L24 84H20L21 82H19L18 83V81ZM25 82H24V81ZM27 80V81H26ZM48 80H50V82H48ZM54 80L56 81V82H54ZM190 80H193V81H191V83H190ZM212 80H213V83L216 81V80H214L213 78H212ZM226 80L224 81L225 83H226ZM229 80V79H228ZM227 80V81H228ZM249 80L247 81V82H249ZM10 81H12V82H10ZM30 81V82H29ZM31 81H32V83H34V85L31 83ZM35 81L37 82V83H35ZM92 81H93V83H92ZM174 81V82H173ZM217 81V82H218ZM4 82V83H5ZM63 82V84H61ZM67 83V84H65L64 85V83ZM78 82H80V83H78ZM95 82V83H94ZM166 82H168V83H166ZM178 82H180V80L178 81ZM246 82V81H245ZM245 82H244V84H245ZM54 83H56L54 86H50V85H53ZM57 83H58V85H57ZM151 83V84H150ZM165 85H164V84ZM176 83V84H175ZM187 83V84H186ZM193 83V84H192ZM243 83V82H242ZM251 83H249V84H251ZM252 83V84H253ZM264 83V82H263ZM31 84V85H30ZM37 84H39V85H41V87H39ZM72 85V87H75V88H70V86L69 85ZM78 84V85H77ZM159 84V85H158ZM163 84V85H162ZM173 84V85H172ZM175 84V85H174ZM178 84H179V89L181 88H183L184 90H179L177 87H178ZM195 84V85H194ZM215 85H217V83L215 82L214 83ZM249 84L247 83V84H245V86L247 85L248 87H254V89H257L258 88V86H255V85H258V84H251V86H249ZM5 85H6V83H5ZM37 85V86H36ZM63 85L64 86H66V85H68V86H66V87H63ZM89 85V86H88ZM169 85V86H168ZM180 85H185L186 86V88H185V86H181L180 87ZM32 86V87H31ZM44 86V85H43ZM45 86H44V89H46L45 88ZM57 86V87H56ZM59 86V87H58ZM63 87V89H62V87ZM83 86H84V88H83ZM152 86V87H151ZM162 86V87H161ZM11 87H13V90H12V88ZM35 87V88H34ZM95 87V88H94ZM142 87V88H141ZM169 87H171V88H169ZM59 88V89H58ZM70 88V89H69ZM80 90V88H82L83 89V91H82V89L79 91L78 89ZM86 88V89H85ZM93 88H94V90H93ZM145 89V91L144 90H142V89ZM148 88V89H147ZM159 88V89H158ZM163 88V89H162ZM177 88V89H176ZM49 89H51V90H49ZM62 89V90H61ZM170 89V90H169ZM175 89L177 90V96H178V94H179V92H178V90L179 91H181L182 93V95L184 94V97L183 98H181V99H183V100H181L180 101V99H179V101H178V97L180 98V96H178L177 97V101H175V103L173 104V102H172V104H173V106H171L172 104H170V101H172L171 99H173L174 98V96H176V95H174L173 93H174V91H175ZM195 90H196V87L194 88ZM193 89V91H194V93L195 92H197V91H195ZM199 89V87H198V85H197V90ZM72 90V92L74 91L75 93H77V94H74V93H72L71 92V94L73 95V96H75V97H77V95L79 94V96H80V99H79V97H77L78 99H76L77 101H75V98H73L71 95H70V91ZM76 90V91H75ZM91 90H93V91H91ZM162 90V91H161ZM165 92H164V91ZM19 91V92H18ZM24 91H25V89H24ZM23 91V92H24ZM42 91V92H43ZM85 91H87V93L85 94ZM144 91V92H143ZM153 91V92H152ZM158 91V93L159 94H157L156 92ZM172 91V92H171ZM192 91V92H193ZM244 90H242L241 92H243ZM40 92V94H41V91H39ZM55 92H53V93H55ZM61 92H63V93H61ZM161 92V93H160ZM164 92V93H163ZM176 92V91H175ZM184 92V93H183ZM215 93H219L218 91H214ZM19 93V94H18ZM47 93H45V94H41V96L40 97H37V96H39L40 94H38V90H37V93L36 94H38L37 96L35 95V97H37L38 99H35L36 101H40V104H39V101L38 102H36V101H34V102H36L37 104H33V103H30V107L32 106V104H33V108L31 107L30 108V110H32L33 111V109H35L34 107H38L39 109H43V106H48V108L47 107H45V109H44V111H48V109L51 107V110L53 109V107H54V105H53V103L52 102H48L51 98H49V97H52L54 94H52V95H50V94H48V97L47 98H45L46 96H44V95H46ZM169 93V94H168ZM171 93V94H170ZM57 94V93H56ZM55 94V95H56ZM66 94V95H65ZM84 94H85V96H84ZM155 94H156V96H155ZM187 94V96H189V98L186 96L185 97V95ZM70 95V96H69ZM162 95V96H161ZM168 95V96H167ZM173 95V96H172ZM195 95V94H194ZM197 95V94H196ZM218 95H220V96H222L221 95V93H219ZM0 96V97H1ZM15 96V97H16ZM44 97L45 99V101L43 100V99H41V97ZM68 96V97H67ZM161 96V97H160ZM21 97V95H19L18 96V98H20ZM62 97H64V98H62ZM66 97H67V102L64 100V99H66ZM70 97V98H69ZM81 97H82V99H81ZM89 97V98H88ZM118 97V98H117ZM152 97H156V99L157 100H159V101H155L154 99H152ZM171 97H173V98H171ZM192 97V98H191ZM3 98V97H2ZM7 98V99H8ZM53 98H55L54 96H53ZM56 98H57V96H56ZM84 98V99H83ZM142 98V99H141ZM161 98V99H160ZM187 98V99H186ZM5 99V98H4ZM47 99V100H46ZM71 99V100H70ZM87 99H89V100H87ZM186 99V100H185ZM208 99H210V98H208ZM219 99V98H218ZM221 99V98H220ZM13 100L12 101H10L11 103H13L12 105L14 106L15 104H14V102H13ZM43 100V101H42ZM57 99H55L54 101H56ZM137 100H138V102H137ZM175 100V99H174ZM196 100H197V98H196ZM211 100H212V98L208 101L207 100V104L208 103H210L211 102ZM214 100H216V99H214ZM50 101H52V100H50ZM74 101H75V103H74ZM149 101L151 102V104L149 103ZM167 101V102H166ZM221 101H222V99H221ZM58 102H60L61 104H59ZM64 102V103H63ZM66 102V103H65ZM76 102L78 103V104H76ZM158 102H159V104H161V103H166L165 105H163V104H161V108H160V105H158ZM195 102H198V101H195ZM215 102V101H214ZM217 102V101H216ZM16 103H17V101H16ZM41 103H43V104H41ZM46 103V104H45ZM50 103H52L51 104V106H49L50 105ZM186 105H185V104ZM213 103V102H212ZM223 103V102H222ZM18 104V103H17ZM45 104V105H44ZM49 104V105H48ZM175 104H177V105H179V106H181L180 107V109H182L181 111H183V112H178L179 114H181L182 113V117L184 118V117H186V118H184V119H182V118H180L179 117V115H178V117L177 118H175L177 115V110L175 109V111H174V113H175V115L176 116H174V119L171 117V115H173V113H170V114H168V115H170V116H168V115H166L165 116V114H167V112L168 111H173V109H172V107H174V108H178V111H179V106H177V107H175L176 105ZM195 104H197V103H194V105ZM214 104V105H213ZM213 104H211L212 105V109H211V111H214L215 109L213 108V107H215V108H220V104L219 105H216V104H218V103H213ZM11 105V104H10ZM12 105L10 106L12 109H11V111H13L14 109H13V107H12ZM40 105V106H39ZM151 105H152V107H151ZM183 105L184 106H187V105H189L190 106V108L192 107V110L191 109H188L189 107H187V109H186V107L184 108L183 107ZM223 105V104H222ZM42 106V107H41ZM76 106H78V107H76ZM171 106V107H170ZM196 106V105H195ZM60 108V109H62L63 110V113L62 114H59L60 112L58 111L59 109L58 108ZM163 107V108H162ZM169 107V108H168ZM194 107V108H193ZM65 108V109H64ZM70 108V109H69ZM168 108V109H167ZM218 108V109H219ZM38 109V110H39ZM69 109V110H68ZM73 109H74V112H75V115H74V112H73ZM80 109V110H79ZM121 109V110H120ZM170 109V110H169ZM87 110H89L87 113H86V111ZM159 110H160V112H161V110H162V112L161 113H163L162 115H160V112H159ZM35 111V110H34ZM52 111V112H53ZM85 111V113L87 114H85V113H83ZM216 111V110H215ZM23 112V111H22ZM24 112H26L27 114H32V113H28L29 112V110H28V112L27 111H24ZM23 112V114H26V113H24ZM50 112V111H49ZM58 112V113H57ZM185 112H189V113H185ZM12 113V112H11ZM13 113H14V111H13ZM34 113V112H33ZM76 113H77V115H76ZM183 113H185V115L186 116H184L183 115ZM214 113V112H213ZM35 114V113H34ZM46 114V113H45ZM44 114V115H45ZM50 114H51V112H50ZM69 114V113H68ZM188 114V115H187ZM33 115V114H32ZM31 115V116H32ZM74 115V116H73ZM84 115V116H83ZM86 115V116H85ZM25 115H22L21 117H20V114H19V117H20V119L21 120H19L20 121V123L18 122V123H14V125H17V126H15L16 128H19L18 129V131L17 132H22V130L23 131H28L29 129H36V128H38V127H36L37 126V124H38V121L36 120V118L34 117L33 118V116H32V121L34 122H32L34 125H36V126H34V128L31 126V122H30V118H29V115H28V119L26 118V117H24ZM40 116V115H39ZM57 116V117H58ZM82 116V117H81ZM161 116V117H160ZM167 116H168V118H167ZM197 116L199 117L200 115H199V112H198V114H197ZM49 117H51L52 119H54V117H52L51 115L49 116ZM62 117V118H63ZM165 117V118H164ZM44 118V117H43ZM46 118V117H45ZM51 118H48V119H46L47 120V123H48V120L50 119V120H52ZM84 118L86 119L85 121L86 122H84ZM164 118V119H163ZM169 119L170 121L173 119V121H171V123L170 122H168V120L167 119ZM170 118H172V119H170ZM27 121H26V120ZM42 119V118H41ZM56 119V118H55ZM89 119V120H88ZM125 119V118H124ZM128 119H130V118H128ZM182 119V120H181ZM187 119H189V120H187ZM199 119V118H198ZM261 120L259 121V120H257V122H262L263 120H262V118H260ZM24 120V121H23ZM43 120V119H42ZM61 120H64V119H61ZM118 120V119H117ZM166 120V121H165ZM195 120V121H196ZM18 120L16 119V122H17ZM22 121V122H21ZM26 121V122H25ZM28 121H29V125H28ZM36 121H37V123H36ZM52 121H54V120H52ZM56 121V120H55ZM157 121H158V123H157ZM160 121V122H159ZM195 121H193L192 123H194L193 124V126L196 124V127L194 126H192V124H188V125H190V128L192 127V129H194V128H196V130H197V124L198 125H200V128H201V125H202V123L203 122H201V118L199 119V121H198V123H197V121L195 122ZM44 122V121H43ZM42 122V123H43ZM82 122V123H81ZM84 122V123H83ZM179 122V123H180ZM201 122V123H200ZM210 122V121H209ZM209 122H208V125H209ZM22 123H25V124H22ZM27 123V124H26ZM46 123V122H45ZM46 123V124H47ZM52 123H54V122H52ZM52 123H49L46 127L47 128H45V129H47V130H45V131H49L48 129H50V127L49 126H52L51 124ZM80 123H81V125H80ZM131 123H133V122H131ZM156 123V124H155ZM161 123V125H159ZM168 123H170V124H168ZM178 123V122H177ZM264 121L262 122V124H261V130L263 129L264 130ZM20 124V125H19ZM45 124V125H46ZM65 124V125H64ZM168 124V125H167ZM54 125V124H53ZM62 125L63 126H65V127H62ZM84 125H86V126H84ZM183 125V124H182ZM184 125H186V124H184ZM20 126V127H19ZM27 126H30V127H27ZM69 127V128H67V127ZM80 126V127H79ZM180 125H178V127H179ZM26 127V128H25ZM54 127V126H53ZM79 127V129H77V128ZM184 127V126H183ZM210 127H211V125H210ZM209 127V128H210ZM212 127H214L213 125H212ZM211 127V128H212ZM236 127V129H239V133H240V131H241V129L240 128H238V127H240V126H235ZM23 128V129H22ZM52 128V127H51ZM74 128V129H73ZM82 128V129H81ZM162 128V129H163ZM180 128V127H179ZM185 128H186V126H185ZM185 128H181V129H184V130H186ZM25 129V130H24ZM42 130H44L43 129V127L41 128ZM55 129V128H54ZM57 129V128H56ZM55 129V130H56ZM66 129V130H65ZM165 129H167V128H165ZM176 129H177V127H176ZM181 129H179L180 130V132L179 133H175V131L173 132V130L172 129H168V131H172L173 133H170V135L171 134H176V135H179L180 133H181V131L184 133V130H181ZM189 130V128H188V130L190 131V132H192L193 130ZM213 129V128H212ZM53 130V129H52ZM52 130H50V132L52 131ZM73 130H75V131H73ZM100 130V131H99ZM199 130V129H198ZM198 130L196 131V132H198ZM262 130V131H263ZM82 131V132H81ZM150 131V132H151ZM177 131V130H176ZM187 131V130H186ZM185 131V132H186ZM78 132V133H77ZM103 132V133H102ZM195 132V133H196ZM237 132V131H236ZM242 132V131H241ZM76 133V134H75ZM84 133V134H83ZM86 133V134H85ZM183 133H181V134H183ZM188 133V132H187ZM243 133V132H242ZM242 133H240V135L242 136ZM260 134H261V131L259 132ZM40 134H41V132H40ZM48 134H51V133H48ZM81 134H83V135H81ZM244 134V133H243ZM52 135V134H51ZM51 135L49 136L48 135V137L50 138L51 137ZM70 135H69V137H70ZM75 135H76V137H75ZM102 135V136H101ZM169 134H168V136H169V138H174L173 140H172V138L169 140V138L167 139V140H165V142L163 143L165 146L164 147H167V148H159V149H156L155 150V147L154 148H152V149H154L153 151H151V149H150V151H151V156H152V160H151V164H150V171L149 172H153V171H155V170H152V169H156L157 167V161H162V159L163 158H168L169 156H170V154H171V156L173 157V155H175V157L174 158H178L179 156L178 155H180V157L178 158V159H180V158H182V159H184L185 161H187V156H185V148H186V150L188 151L189 149V145H188V143H182L183 141H182V139H184V137L183 136H181L180 137V135L179 136H175L174 135V137H173V135H171L170 136ZM190 135L193 137V135H194V132L191 134L190 133ZM39 136V135H38ZM40 137H41V135H40ZM53 137V136H52ZM69 137H68V139H69ZM81 137V138H82ZM175 137H177V139L178 140H180V141H178V140H176L175 141ZM182 138V139H179V138ZM238 138H240L239 136H237ZM43 138V140H44V138L45 137H42ZM41 138V139H42ZM66 138H65V140H66ZM40 139V138H39ZM41 139H40V143H41ZM53 139V138H52ZM51 138H50V140H52ZM67 139V140H68ZM86 139V140H85ZM97 141H96V140ZM185 139H187L186 137H185ZM49 139H48V141H47V143H42V144H40V145H43V144H48V142H51V144L54 142L53 140V142L52 141H50ZM66 140V141H67ZM29 141H31V140H29ZM71 141V140H70ZM73 141V140H72ZM172 141V142H171ZM182 141V142H181ZM251 141V140H250ZM44 142V141H43ZM69 142V141H68ZM95 142V143H94ZM98 142V143H97ZM178 142V143H177ZM181 142V143H180ZM23 143V142H22ZM25 143H28L27 141H25ZM57 143V142H56ZM74 143V142H73ZM88 143V144H87ZM176 145H175V144ZM181 145H180V144ZM50 144V143H49ZM48 144V145H49ZM59 144H56V145H58V146H60ZM84 145V147H83V145ZM162 144V145H163ZM167 144H169V145H173V146H168ZM180 145V148H179V146H177V145ZM182 144H183V146H182ZM53 145V144H52ZM55 145V144H54ZM80 145H81V147H83V149H85V150H81V147H80ZM161 145V146H162ZM262 146L263 147V145H260V143H257L256 144V148H258L259 149V147L258 146ZM93 146H95V147H93ZM160 146V147H161ZM175 146V147H174ZM168 147H169V149H168ZM173 147H174V149L175 150H173ZM261 147V148H262ZM184 148V149H183ZM191 148H192V146H191ZM255 148V147H254ZM58 149V151H60L59 149L60 148H57ZM74 149V148H73ZM163 149V150H162ZM172 149V150H171ZM180 149V150H179ZM74 150H76V149H74ZM171 150V151H170ZM56 149H55V156H56V152H58ZM82 151V152H81ZM88 151V152H87ZM149 151V152H150ZM159 151V152H158ZM160 151H161V153H160ZM173 151H175V152H173ZM180 152V153H178V152ZM185 151V152H184ZM193 151H195V149H193ZM79 153L80 155H76V153ZM84 152V153H83ZM90 152L92 153V155L90 154ZM157 152H158V154H157ZM170 152V153H169ZM60 154H57L58 155V158H57V156H56V158L57 159H59V160H61L60 158H62L63 156H62V152H59ZM81 153H83V154H81ZM93 153H95V154H93ZM187 153V152H186ZM94 155V156H93ZM155 155V156H154ZM162 155V156H161ZM168 156V157H166V156ZM60 156H62V157H60ZM84 156H83V158H84ZM158 156H160V157H158ZM170 156V157H171ZM176 156H178V157H176ZM186 157V159H185V157ZM81 157H77V158H79L78 159V161L77 162H79L80 160H81ZM156 157V158H155ZM156 159V161H155V159ZM157 158H158V160H157ZM165 159H163V160H165ZM181 159V160H182ZM55 161H56V159H54ZM59 160H57V161H59ZM181 160H179V161H181ZM188 160H189V158H188ZM66 160L64 159V157H63V160H61V161H59V162H57V164H60V163H63L62 164V166L64 165L65 166V164H66V162H65ZM90 161H92V160H90ZM141 161V160H140ZM190 161V160H189ZM189 161H187V162H189ZM77 162H75V163H77ZM153 162H155V164H153ZM74 163V164H75ZM113 163V162H112ZM139 163V162H138ZM153 164V165H152ZM67 165V164H66ZM76 165V164H75ZM78 165H79V163H78ZM80 165H81V163H80ZM63 166V167H64ZM77 166V165H76ZM108 166V165H107ZM116 166H118L117 164H116ZM139 166H140V164L139 165H137V167H136V173H137V170H138V168H139ZM61 168V167H60ZM67 168L68 167H64V169H63V171H61V174H60V177L62 178V180H65L68 176H66L65 174H67V172H68V170H67ZM61 169V170H62ZM74 172L76 171L75 169L73 170ZM65 175V177H63L64 175ZM155 174V173H154ZM156 175V174H155ZM157 176V175H156ZM155 176V177H156ZM159 176V175H158ZM161 177L163 178V180H162V182H163V184H162V182H161V185H158V183H155L156 181H153L154 180V177L152 176V178L151 177H148L150 180H146V182L149 184V185H147V183H146V186L144 187L145 189H142L141 191H146V189H149V191H146V192H141V193H143V194H141V195H148V193L150 194L149 196H147V198H145L146 196H144V199L142 198V207L144 208H142L143 210H146V212H147V214H146V212H145V215H149L147 218H150V219H147V218H145L144 219V213L143 214H140V216L142 215V217L140 218L139 217V213H137V212H135L134 211V205H133V200H134V198H132V201L130 202L129 200H130V198H128L127 199V197H129V192L127 191L126 193H124L123 191H121L120 189V187H116V186H114L113 188H111V185H112V183L111 184H108V190H107V195L108 194H110V197H108L107 198V200L109 201L108 203L110 204V205H112V207L114 208V210H113V212L109 215V218H110V220L112 221V222H114L113 223V231L114 232H119L120 230L119 229H121L122 227V225L120 224V221H122V220H126L127 218V220H129V217L131 216L132 217V219L133 218H135L134 217V215H136V217L137 218H139L140 220H141V224H143V225H146V228H143V227H145V226H142V225H140V229H137L136 231H131V233H132V235H134V236H136V237H138V235H141L140 236V238H142L141 240H140V238L137 240L139 243L137 244V242L134 244H132L133 246H132V252L131 253H129L127 256H124V258H123V256H121L120 254H118V253H116L114 250L116 249V245L114 246V245H112L110 248H109V250H107V252L103 255V256H96L95 258H91V263L90 264H142V262L144 263V264H146V262L148 261L150 264H152V262H156V264L158 263V264H167V262H165V260L163 259V258H165L164 257V255H166V253H165V250H166V247H164V245H166V243L165 244H163L165 241H164V233H165V231H164V228H163V226L162 225H164L161 221L162 220H164L163 218H161V217H163V215L166 217V215H165V211L168 213L169 212V207L167 208L166 206L168 205V204H166V203H168V202H166V201H168V199L167 198H169V196H168V194H166L167 192H165V195H164V191L166 190V191H168V189H170V183H169V181H170V177H166L165 176V178L161 175ZM105 178H106V181L109 179V175L107 174V176H105ZM159 178V181H160V176L158 177ZM157 178V179H158ZM161 178V179H162ZM68 179L69 178H67V181H68ZM67 181H65L66 183H67ZM159 181H157V182H159ZM168 181V182H167ZM64 182V181H63ZM65 183V184H66ZM151 183H155L154 185L152 184L151 185ZM160 183V182H159ZM65 184H63L62 185V189H64L65 191H66V193L65 192H62L63 194H62V196L64 197V199L66 200V201H68V202H65L64 201V199H62V203L63 204H65V207L66 208H68V209H64V206H62L63 208L61 209V212H63L65 215L66 214H68V215H70V213H71V208H69L68 206V204H69V202H71V201H69L68 200V198L71 196L70 194H69V192L67 193V190H68V188H67V185H65ZM64 185H65V187H64ZM151 185V187H149V188H147V186H150ZM158 185V186H157ZM154 186H156L155 188H154ZM162 187H166V189L165 190H163L162 189ZM168 187V188H167ZM150 188H154L153 190L152 189H150ZM161 190L163 191L162 193H161ZM159 191V192H158ZM170 191V190H169ZM168 191V192H169ZM64 193H65V195H64ZM145 193V194H144ZM158 193H159V195H161V194H163V196L162 197H157L156 196V194L158 195ZM170 193V192H169ZM137 194V193H136ZM140 194H137V196L138 195H140ZM152 196V197H151ZM156 198H155V197ZM66 197V198H65ZM122 197V198H121ZM140 197H142V196H140ZM139 196H138V198H140ZM154 197V198H153ZM111 198V199H110ZM149 198H152V199H149ZM122 199V200H121ZM141 199V198H140ZM148 199V200H147ZM164 199V200H163ZM144 200H146L145 202H146V204L144 203ZM154 202H153V201ZM157 200V201H156ZM161 200H163V201H161ZM122 202V203H121ZM124 202V203H123ZM151 202V203H150ZM156 203V204H155ZM62 204V205H63ZM71 204V203H70ZM128 204V205H127ZM130 204V205H129ZM144 204V205H143ZM124 205L126 206V208L124 207ZM146 205V206H145ZM165 205V206H164ZM128 206V207H127ZM71 207V206H70ZM168 210H166V209ZM141 210V209H140ZM142 210V211H143ZM152 210H156V211H158V213H160V212H162L163 213V215H162V213H161V215H158L157 214V216H155V214L156 213H154V211H152ZM160 210H162V211H160ZM164 210V211H163ZM66 211V212H65ZM151 211V212H150ZM155 211V212H156ZM126 212V213H125ZM127 212H128V214H127ZM150 212V213H149ZM116 213V214H115ZM136 213V214H135ZM153 213V214H152ZM166 213V214H167ZM123 214V215H122ZM124 214H125V216H124ZM131 214V215H130ZM169 214V213H168ZM167 214V215H168ZM154 216L156 217L155 219L156 220H161V221H156L155 219H154ZM123 217V218H122ZM159 217V218H158ZM168 217H169V215H168ZM151 218L152 219H154V220H151ZM158 218V219H157ZM64 219L67 221V218H66V216L64 217ZM122 219V220H121ZM167 219V218H166ZM166 219H165V222H166ZM143 220V221H142ZM66 221H64L63 222V225H67L68 223L66 222ZM164 222V223H165ZM66 223V224H65ZM83 223H84V226L86 225V221H83ZM157 224V225H156ZM120 227H119V226ZM188 225L190 226V227H192L193 225L192 224H189L188 223ZM192 225V226H191ZM148 226V227H147ZM153 227V226H158V227H154L153 229H152V232L150 231L151 229V227ZM160 226V227H159ZM117 227V228H116ZM141 227L143 228V229H141ZM65 228V227H64ZM72 227H66V229H64V235L68 232V234L71 232V229ZM135 229H136V227H135ZM150 229V230H149ZM163 229V230H162ZM153 230H155V231H153ZM159 231V232H158ZM157 232V233H156ZM71 233H73V232H71ZM157 234V236H156V234ZM68 234H66V235H68ZM102 234H103V230H101V229H98L97 230V232H96V234H95V236H96V238H97V240L99 239H101V236H102ZM138 234V235H137ZM145 234V235H144ZM70 235V236H69ZM68 236H65V240L64 241H66V239L67 238H70V240L69 241H71L72 242V238H73V241H74V235H72V234H69ZM72 235V236H71ZM150 237H149V236ZM152 235V236H151ZM143 236V237H142ZM144 236H145V238H144ZM146 236H148V238L146 237ZM156 236V237H155ZM159 236V237H158ZM163 236V237H162ZM72 237V238H71ZM151 239V240H150ZM146 240V241H145ZM148 240H149V243H148ZM69 241H68V239H67V241L66 242H64V245H66L67 246V249H64L63 250V252H64V254H63V256L61 257V259H60V261L62 262L63 261V263L62 264H71V260L72 261H74L75 260V258H76V260H75V264H84V263H86V264H88V261L87 262H85V259H86V257L85 256H87V254H88V252H84L82 249H79V250H77V243L74 241V242H70L69 243ZM159 241V242H158ZM150 242L152 243L150 246L148 245V244H150ZM156 244H155V243ZM75 245H74V244ZM143 243V244H142ZM145 243V244H144ZM148 243V244H147ZM160 243H162V244H160ZM68 244H70V245H68ZM149 246H147V245ZM154 244V245H153ZM75 247H74V246ZM138 245V246H137ZM140 245H142V247L140 246ZM143 245H145V246H143ZM157 245V246H156ZM140 246V247H139ZM154 248H153V247ZM72 247V248H71ZM155 247H157V248H155ZM66 248V247H65ZM71 248V249H70ZM75 248H76V251H75ZM159 248V249H158ZM73 249V250H72ZM155 249V250H154ZM157 249L159 250V251H157ZM71 250L73 251V252H71ZM152 250H154V251H152ZM139 251V252H138ZM157 251V252H156ZM71 252V253H70ZM75 252V253H74ZM153 252H155V253H153ZM162 252H163V254H162ZM78 253V254H77ZM74 254H76V255H74ZM80 254H82V255H80ZM107 254V255H106ZM119 255V256H117L116 257V255ZM140 254H143V255H140ZM106 255V256H105ZM158 255H162V258H160V256L158 257ZM156 257H158V258H156ZM73 258V259H72ZM102 258V259H101ZM112 258V259H111ZM117 258V259H116ZM121 258H123V259H121ZM138 260V261H137ZM60 261H59V264H61L60 263ZM115 261V262H114ZM119 261V262H118ZM133 261H136V262H133ZM140 261V262H139ZM131 262V263H130ZM133 262V263H132ZM148 264V263H147ZM155 264V263H154Z\"/></svg>",
  "mask_w": 264,
  "mask_h": 264
},
{
  "label": "crops",
  "instance_id": "obj_3",
  "mask_svg": "<svg viewBox=\"0 0 264 264\" xmlns=\"http://www.w3.org/2000/svg\"><path fill=\"white\" fill-rule=\"evenodd\" d=\"M88 1H90L92 5H97L95 3L96 0H88ZM153 2L154 0H131V3L127 4L124 1H120L119 3H117V5L113 7L112 13H108L107 15L101 12L102 14L101 18H100V14L97 13V15H99L100 18L98 20L100 33L104 34V37L102 36V45L104 49L105 60L106 61L108 60L107 61L108 63H120L122 64V68L127 69V71H131V70L139 71L136 77L131 78V80L133 81L130 82V85H136V86L148 85L149 84L148 79L150 78H148V73H145L144 71L155 70V69L157 70L158 68H159L158 70H163L166 69L167 66H169L168 64L169 58L165 56L170 55L169 43L171 39V32H170L171 30L169 29V27H165V26L164 27L167 30L165 28H160V27L157 28L150 18H148L149 21H147V19H145L144 17L142 18L140 17L141 15L144 14V11L153 4ZM130 16H135L136 19H131ZM165 22H166V26H169L168 22L167 21ZM139 40L142 41L140 42ZM160 44L162 45L160 46ZM163 44L166 46H164ZM125 54L127 55L125 56ZM162 61L164 63L166 61V63L164 64ZM160 66L163 68H160ZM137 92L122 94L115 101L116 103H114V105L107 112V114L111 116V114L116 113L113 111H115V109L119 105H122V107L125 108L123 109V111H121V113L118 116L115 115L114 117L115 119H118L117 122L120 123L118 127L123 128L127 133H129V138H127L126 140L128 146L127 144H125L126 146L124 147L126 148V150L136 149L137 145H139L138 140L141 139L142 137L145 138L147 134L150 133L153 125V117L150 107H148L145 111H143L139 108V106L136 103H132L133 99H136L135 94ZM133 125H135L134 126L135 129H130L127 127V126L131 127ZM107 132L104 134V136L107 134ZM123 143L124 142H119V145L117 146H120ZM124 148L122 150H124ZM116 163L117 161H114L113 163H110L107 166L106 170H104L102 173L103 176L101 179L106 180L105 176H107L108 171H110V169L113 166H115L116 169Z\"/></svg>",
  "mask_w": 264,
  "mask_h": 264
}]
</instances>
